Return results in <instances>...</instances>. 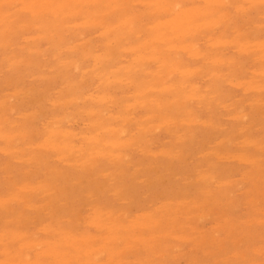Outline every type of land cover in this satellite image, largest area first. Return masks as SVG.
<instances>
[{
    "label": "rangeland",
    "instance_id": "rangeland-1",
    "mask_svg": "<svg viewBox=\"0 0 264 264\" xmlns=\"http://www.w3.org/2000/svg\"><path fill=\"white\" fill-rule=\"evenodd\" d=\"M14 1H16V3L13 2L12 0H8V1L7 0H0V6L4 4L3 7L1 6L2 8L0 7V12H1L0 13V19H1V17H3L2 18L3 20L5 19V23L2 22L3 21L2 19L0 20L2 22V23L0 22V24H1L0 25L1 26V28H0L1 29L0 30V40L2 39V41H0L1 42V47H0V67H1L0 68V101H2V103H3V104H1V102H0V106H1L0 107V119H1L0 120L1 121L0 122V129H2V130H0L1 131L0 132V147L2 148L0 150V197H1L0 198V217H1L0 218V230L2 231V229H4L3 232L0 233V246H1L0 247V255H1L0 256V263L2 261V264H6V263L7 264H20L21 261L26 259L21 264H28L27 262H29V260H30L29 264L30 263H32V264H40V263H42V261L39 262L37 260L38 259H40V260L42 259L43 260L42 264H45L46 262H47L46 264H52L55 261H56L55 264L56 263L57 264H63V263L64 264H68V262L66 263V261H70L71 257L75 254V256L72 257V260L70 262H72L74 259L77 258L78 263L75 260L74 263L72 262L73 264H86L88 262H89L88 264H93L94 261H95L96 264H106L107 263L106 261L108 259L112 260V258L114 257L112 255H115L114 252L119 250V251L116 252V253H118L116 255L118 256V258H119V256H121V257L118 259L117 256L115 255V258L117 260H119V262H117V260H115V258H113V262H110V260H109L107 264H110V263L120 264V261H122L121 264H128L126 262V260L127 261L130 260L129 264H131V263L133 264L134 261L135 262L136 261L139 262V263L138 262H136V263L134 262V264H137V263L140 264V261H142L141 264L142 263L143 264H147V262H149L151 258L153 259V261H150V264L151 263H153V264H155V263L158 264L159 263L160 264V262H161V264H164V263L165 264H264V248H263L264 247V211H263L264 210V191H263L264 190V151L261 150L262 148L264 149V146H263L264 145V111H263L264 110V106L262 107V105L264 104V87H263V85H264V75L262 76V74L264 73L263 72L264 71V69H263V65H264L263 64L264 63L263 62L264 61L263 60L264 59V46H262V45H264V43L261 42V41L264 42V26H262V25H264V0H261V2L259 0L257 3H256V0L255 1H253V0H244V1H242L241 0V2H240V0H235L234 2H233V0H224V2L218 3L220 0H217V1H215V4H214L213 0H206V1L205 0H201V1L200 0H190V1L189 0H182V1L181 0H170V2H172L170 4L171 6L174 5V4L176 5V7L182 6V7L179 8L180 12H179L178 8L175 9L176 11L174 10V8H175L174 6L175 5L172 6V8H170L171 6L167 4V3H170L169 0H167L168 2H166L165 0L164 1L161 0L162 2L160 0H150V2L152 1V3H150L149 0H145V3H142V2H144V0H141L142 2L140 0H137V3H136V0H129V2H128V0H125L127 2H124V0H119V2H121V1L124 2L123 6L117 0H115V1H117L116 2L117 4L114 3L115 2L114 0H112V1H114L113 3L115 5H118L119 7L118 6L115 7L114 4L111 3L112 1H110V0H102L100 5L97 4L98 1H100V0H98V1L97 0H90V1L89 0H84V2H83V0H80V1L79 0H75V1H72V0H70V1L61 0V2L59 0H55L56 1L55 3H54V0H44V1L41 0V2H39L40 0H30L29 2L27 0H25L26 2H24V0L23 1L22 0H18V1L14 0ZM31 1H34V2L31 3ZM35 1L38 2V3L36 4ZM77 1H79L80 3L77 2ZM192 1H194V2L192 3ZM211 1H213V2L211 3ZM236 1H238V3ZM245 1H247V2H245ZM252 1L255 2V3L251 4ZM68 2L73 3V4L70 3V5H72V6H70L68 4ZM74 2L76 3V6H75ZM146 2L148 4H146ZM174 2H176V3H174ZM182 2L185 3V4H183ZM206 2L208 4H206ZM11 3H12V5H10ZM43 3H45L47 5H45ZM77 3H79V5ZM82 3H84L85 5L83 4V6H82ZM92 3H93V5H92ZM95 3L97 5H95ZM162 3H164V6H162ZM180 3H181V5H179ZM232 3H234V4L232 5ZM239 3H243V4H239ZM259 3L262 4V5L259 6L260 9H258V6H257V5H259ZM25 5H28V6L26 7ZM37 5H38V9H37ZM91 5L92 6L95 5V6L92 7ZM98 5L100 7L101 6L102 7L100 8ZM103 5H105V6H103ZM131 5H133V6H131ZM158 5L159 6L161 5V6L159 7ZM205 5H207L208 7L211 5L209 8L210 9L213 8L215 11H213V9L210 10V11L205 10V9H207V7L206 8L204 7ZM213 5L214 6L216 5V6L214 7ZM251 5H252V10H251ZM10 6H12L14 8L12 9V7H10ZM21 6H23V7H21ZM45 6H48L49 8L51 7V9L48 10V7H46L47 9L44 8ZM87 6H88V9H87ZM165 6L168 9L170 8V11H171V9L173 10V11L170 12V14H171L170 16H169V13H167V12H169V10L163 8ZM34 7H36V8H34ZM70 7L73 8L72 9L73 10V14H71L69 12V11H72ZM77 7H79V8H77ZM98 7H99V9H98ZM112 7H113V9H111ZM129 7L131 8L130 10H129ZM192 7H198L199 9L198 8H195V9L193 8L192 9ZM249 7H250V9H248ZM28 8L30 10H27ZM118 8H120V9H118ZM136 8H137V10H136ZM202 8H203V10L206 11L205 13H204V11L202 12ZM209 8H208V10H209ZM215 8H217V9H215ZM33 9H37V10H33ZM44 9H46L48 11H45ZM90 9L91 10L93 9V10L91 11ZM94 9H96L97 12H96V10L94 11ZM101 9H103V10L101 11ZM110 9L112 10V12H113V10H115V11L112 13ZM144 9H146V10L144 11ZM159 9H161V10H159ZM18 10H20V12ZM42 10L45 13V16H44V13H43V15H40L42 13L41 12ZM51 10H52V12H51ZM121 10H122V13L120 14ZM152 10H155V11L152 12ZM193 10H196V11L192 12ZM3 11H5V12L7 11L6 13H8L10 15L5 14ZM10 11H12V13ZM13 11H17V12H14V14L16 13L15 15L13 14ZM56 11H58V12H56ZM100 11H101V13L103 15L102 14L100 15ZM105 11L106 12L108 11L107 14L104 13ZM109 11L111 12V14L109 13ZM177 11L179 13L185 15L183 18L180 19V20L183 21V23H182V21L179 20L178 16L180 14H177L178 13ZM183 11H184V13H183ZM48 12H49V14H48ZM86 12L89 15L88 17L86 15L87 14ZM155 12L156 13H160V14H156ZM165 12L168 15H165ZM196 12H199V13H197V15H196ZM208 12H209L210 15H211L210 12H212V15L214 16V18L212 16L208 15ZM21 13H22V16L20 15ZM53 13H55V14H53ZM66 13H68V14L66 15ZM78 13H79V15H78ZM91 13H92V16H93L94 19L91 18L92 17V16H90ZM97 13L99 15H97V17H96ZM175 13H176V15H175ZM193 13H195V14H193ZM202 13H203V15H201ZM1 14H3V16H1ZM29 14H31V15L29 16ZM104 14H106L107 16L105 15V17H104ZM141 14L143 15V17H142ZM153 14H154V16H153ZM161 14H163V15H161ZM214 14H217V15H214ZM220 14H222V15H220ZM223 14L228 15V16L222 17V16H224ZM243 14H244V16H243ZM53 15H54V17H53ZM83 15H86V17H84V18L81 17ZM151 15H152V17H151ZM200 15H201V17H200ZM205 15L209 19H207L206 17H203ZM236 15H239V17L236 16ZM7 16H8V18H7ZM19 16H20V21L18 22ZM62 16L65 17L64 18V22L62 20L63 19ZM172 16H174V17L171 18ZM175 16H177V18H175ZM220 16H221V19L223 18V22H222V20L220 18H218ZM15 17L17 19H15ZM31 17L33 18V20L31 19ZM35 17H37V18H35ZM44 17L46 19L48 18V20H46L48 22V27H47V23L45 21H44L45 23L43 22V20L45 19ZM66 17H68V18H66ZM108 17H110V18H108ZM135 17H138V18H135ZM202 17H203V20L201 19ZM230 17H231V20H233V21L230 20ZM247 17L249 18V20H248ZM77 18H79V19H77ZM89 18L92 19V20H90ZM184 18H186V20H183ZM197 18H198V22L196 23L195 20ZM227 18L230 21L227 20ZM252 18H253V20H252ZM30 19L32 20V22H36V23H31ZM35 19L36 20L39 19V20L36 21ZM59 19H61L62 21L59 20ZM67 19H70L72 21L69 20V22H66ZM205 19H207V20H205ZM87 20H89L91 23H95V22L96 23L95 24H91L88 21L89 25L86 26V24H88ZM99 20L101 22H99ZM120 20H122V22L124 21L121 26L119 24L121 22ZM126 20H130V22L128 21L129 22L128 23ZM209 20L215 25L212 24L210 26V23L208 25V21ZM60 21H61V23L63 22L64 24L63 23H62L63 25L60 24ZM164 21H167L166 23H168V24H165ZM173 21H174V23H173ZM178 21H180L182 24L181 23L179 24ZM193 21L195 23H192ZM204 21L205 22L207 21V23L203 25V23H205ZM6 22H9V23L7 24ZM49 22L51 24L52 23H54V24H52V26H51V24ZM159 22H160L161 26L159 25ZM161 22H162V24H164L163 26H162ZM252 22L253 23L255 22V23L252 24ZM10 23L12 24V26L10 25ZM187 23H188V25H187ZM19 24H21V25H19ZM116 24H117V26H116ZM132 24H133V26H132ZM172 24H174L175 26L178 25V27L175 28V26H173ZM193 24H195V25H193ZM8 25H9V27H8ZM57 25H59V26H57ZM102 25H103V28H102ZM124 25H125V27H127V30H126V28H124V29L122 28V26H124ZM154 25H155V27H153ZM171 25H172L171 28H175V29H173V30L171 29V31H170L169 30L170 28H168V27H170ZM237 25H238V27H237ZM260 25H261V28L259 27ZM3 26H5V27L2 29ZM15 26L17 28H14ZM19 26H20V29H18ZM83 26H85V27H83ZM128 26H130V28H133L134 26H136V27H134L136 29H130ZM150 26H151V28H150ZM58 27H59V29H57ZM61 27L63 29H60ZM66 27L69 28V29H66L67 31L64 30V28H66ZM89 27L91 28V30L89 29ZM118 27L120 29L122 28V30H126V31L120 32V29H118L119 33H117L116 31H117ZM148 27H149V29H148ZM157 27H159L158 30H157ZM162 27H165V29L162 28ZM212 27H213L214 30H212ZM12 28H14V30ZM22 28H23V30H22ZM84 28H86V29H84ZM87 28H88V30H87ZM240 28H242V29H240ZM29 29H31L32 31L29 30ZM43 29H44V33H43ZM46 29H48V30H46ZM128 29L130 31H128ZM188 29H190L191 31H189ZM20 30H22L21 33H20ZM55 30H58V31H55ZM131 30L133 31L132 34H131V32H132ZM145 30L146 31L148 30L147 31L148 33ZM156 30L158 32H155L156 33L155 34L154 31H156ZM168 30H169L170 33L168 32ZM182 30H183V32H182ZM97 31H99V32H97ZM103 31H104L105 34H103ZM105 31H107V32H105ZM112 31H114V32H112ZM127 31L130 32V33H128ZM138 31H140V33ZM175 31L179 32L178 35H176L177 32H175ZM239 31H240V35H238ZM4 32H6L5 33L6 35L3 34ZM62 32H64V33H62ZM78 32H79V34H78ZM108 32H109V34H106ZM142 32H143V34H142ZM167 32H168V34H167ZM173 32H175L176 34L173 33ZM180 32H181V34H180ZM198 32L199 33L201 32V33L199 34ZM40 33H42V35ZM100 33L102 35L101 37H100ZM113 33H115V34H113ZM120 33H122V35ZM165 33L168 36L169 35L170 36L174 35V36L168 37ZM192 33H195V34L192 35ZM241 33H242V35H241ZM13 34L16 35V36H14ZM43 34H45V35H43ZM57 34L58 35L63 34V36H61L62 38L61 37L57 38L58 37ZM153 34L155 35V37L152 39ZM188 34L193 36V37H191V36L188 37ZM222 34H223L224 37L221 36ZM10 35H13V36H10ZM37 35H39V36L41 35V36L38 37ZM148 35H151V37H149ZM163 35H165L166 37H164ZM219 35L221 36V38H220ZM3 36H7L8 38L6 37L5 38L6 40H5ZM138 36H140V37H138ZM237 36H240V37L242 36V37L238 38ZM30 37H34V38L31 39ZM43 37H45V39H49V40H45V39H43ZM81 37L83 39H81ZM174 37L176 38V41H175ZM178 37L180 38V40L177 39ZM209 37H211V38H209ZM217 37H219L220 41L221 42L223 41V42L221 43ZM254 37H255L256 40L253 39ZM22 38L24 40L26 38V41H24ZM27 38H29V40H27ZM120 38H121V40H120ZM59 39L60 40L62 39V40L60 42H58ZM108 39H110V40H108ZM122 39H123V41H122ZM139 39H140V41H139ZM149 39H150V41H148ZM239 39H240V41H239ZM257 39H259V41ZM21 40H23V41H21ZM39 40H40V42H39ZM86 40L90 41V43L88 41L85 42ZM107 40H108V42H107ZM185 40L189 44L184 42ZM33 41H34V43L36 42V44H33ZM55 41H57L59 44L58 43L56 44ZM137 41H139L140 43L137 42ZM174 41H175L176 44L174 43ZM212 41H213V44H212ZM234 41H236V42H234ZM76 42L79 43V46H78V44H76L77 47L74 48V46H76L75 45ZM101 42H103V43H101ZM114 42H115V44H114ZM154 42H155V44H154ZM157 42H159L158 43L159 47L157 46ZM160 42H161L162 45H160ZM260 42H261V44H260ZM39 43H41V46H40ZM117 43L119 44L120 47L117 46L118 45ZM141 43H143V44L145 43V45H143ZM173 43L175 45H177L179 47V49H177V46L172 45ZM252 43H254V45ZM3 44H5V45L9 44L10 46L6 45L7 47L8 46L9 47L8 48L5 47V48H7V49H5L4 48L5 45H3ZM61 44H63V45H61ZM73 44H74V46H73ZM82 44H83V46L86 44L87 47L86 46H84V48L82 47L83 51L81 52L80 50H82V48H78V47H81ZM152 44H153V46H152ZM191 44L193 45L192 48L195 47L194 48L195 50H193L191 47L189 48V46ZM209 44H210V46H209ZM244 44L245 45L247 44V45L245 47H243L242 45H244ZM104 45H105V47L108 46V45H111L113 47L110 49V46H109V47H106V49H105ZM141 45L144 46V49H141V48H143V47H141ZM181 45H182L183 48L180 47ZM211 45H213V46H211ZM256 45H257V47H256ZM13 46H15V48ZM29 46H32V48L30 49ZM35 46H37V47H35ZM89 46H91V47H89ZM196 46L199 47V48H197ZM219 46H221V48ZM249 46H251V47L249 48ZM252 46H254V47H252ZM22 47L23 48H27L28 51H27V49L25 50ZM51 47H52V49H51ZM85 47H86V49H85ZM134 47H135V49H134ZM136 47H139L137 50L141 49V50H139L140 52L136 50ZM154 47H156V48H154ZM164 47H166V49ZM238 47H239V49L241 48V51L238 49ZM66 48H68L67 51H66ZM71 48H74V49L69 50ZM116 48H117L118 52L115 53ZM123 48L125 49L124 51H123ZM129 48H132V49H129ZM184 48H185V50L186 49L187 50L184 51ZM216 48L218 50L219 49L220 50L218 51ZM254 48H257V49L255 50ZM258 48L261 49V50H258ZM45 49H46L47 52H45ZM109 49H110V51L112 50L113 55H112V53L110 51H108ZM126 49H128V50H126ZM153 49H157V51L153 50ZM245 49L248 50V51H246ZM37 50H38V52H37ZM42 50H44V51H42ZM88 50H90V52H88ZM181 50H183V51H181ZM235 50H237V51H235ZM69 51L70 52L72 51V53H70ZM93 51H95V52L93 53ZM130 51H132V52H130ZM134 51H136V53ZM161 51H162V54H160ZM178 51H179V55H178ZM188 51L189 52L191 51L192 53L191 52L189 53ZM256 51L259 52V53L257 52L258 56H257V54H255ZM33 52H35V53H33ZM53 52H54V56L55 57L53 56ZM86 52H87V54H85ZM154 52L156 54L158 53V56L161 58L160 59L161 63L167 62V64L164 63V64H160L159 65L160 61L157 62L159 60V57H156L157 55ZM173 52H176V53H173ZM206 52H208V55H209V53H211V54L208 56ZM242 52H244V53H242ZM261 52H263V53H261ZM20 53H21V55H20ZM139 53H141V54H139ZM180 53L184 54V55H181ZM193 53H195L196 55L199 53L198 55L199 56L201 55V56L197 58L196 55H194ZM45 54H46V56H45ZM71 54H73L74 56H72ZM91 54H93L95 57H93ZM104 54L109 55V56H106ZM219 54L220 55L222 54V55L220 56ZM251 54H252V56H251ZM18 55H20V56H18ZM40 55H42V58H41ZM88 55H90V56H88ZM96 55H99V56H97V58H96ZM146 55H147V58L149 57V62H148V60L146 58ZM215 55H218L217 57L220 59L221 62L223 61V64L220 61H218L219 59H217L215 57ZM259 55H262L263 57L262 56L261 57L263 59H260ZM6 56H8V59L10 60V61L8 60V62L9 63L13 62L12 64H15V65H13L11 67V64L7 63V61H6V59H7ZM101 56L104 57V58L106 57V60L108 59L107 57H111V56H114V57H111L110 59L107 60L109 62H106V61H104L105 60L104 58L103 59L100 58ZM138 56H140V57L143 56L144 58L143 57L139 58ZM172 56H174V57H172ZM193 56L195 58H192ZM210 56H211V58H210ZM12 57H14L15 59L14 58L12 59ZM71 57L73 59L78 60V61L75 62V60H73ZM83 57H84V62H83ZM213 57H214V60H213ZM258 57H259V59H257ZM90 58H93V60H91ZM138 58L141 60L140 61L141 63L138 62V60H139ZM169 58H173V59L175 58L174 60L171 59L172 60L171 62L173 64H169L168 63ZM229 58H231V59H229ZM20 59H22V60H20ZM23 59H24V61H23ZM54 59H57V61L56 60L54 61ZM98 59H100V61L101 60L102 61L100 62ZM224 59H226L227 61L224 60ZM85 60H86V62H85ZM95 60H97L98 62L95 61ZM146 60H147V62H144ZM154 60L155 61L157 60V61L155 62ZM211 60H213V61H211ZM237 60H239V61H237ZM40 61H42L41 64L39 63ZM72 61L77 66L80 65V64L81 65L83 64L82 67H81V65L79 66V68L77 67V69H79V71H77V69L74 68L76 66H74V63ZM135 61H137V63H135ZM152 61L154 62L153 64H152ZM206 61L208 63H206ZM228 61H229V63H228ZM22 62H25V63H22ZM26 62L29 63V64L27 63L28 65H30V63H32V64L30 66L23 65V64H26ZM65 62L68 64L67 67L65 66V64H66ZM102 62H103V66L101 67ZM114 62H116V63L114 64ZM150 62H151V64H150ZM176 62L179 63L180 65L177 64ZM212 62H214L215 65ZM219 62H220V64L223 65L222 67H221V65H219ZM225 62H226V64H225ZM1 63H2V65H1ZM19 63H21L22 65H19ZM35 63H37L38 65L35 66ZM43 63L44 64L46 63V64L42 65ZM63 63H65V64L63 65ZM235 63H236V65H235ZM94 64H95V67H94ZM137 64H139V65L137 66ZM5 65H6V67H5ZM46 65H49V66H46ZM113 65H115V67ZM131 65H133L135 68H133V66H131ZM171 65H173V66H175V65L178 66L179 65V68L175 66L176 69L178 68V70L174 69L175 67L174 68L170 67L171 70L173 69L177 73L170 72L171 70L169 68H167V67L171 66ZM8 66H10V67H8ZM57 66L60 67V68H57ZM124 66H125V68H124ZM230 66L231 67L233 66V67L231 68ZM261 66H262L263 70L261 69ZM42 67H43V69H42ZM69 67H71V70H74L75 72L71 71ZM143 67H145V68H143ZM146 67H147L148 71H147ZM217 67H219L220 69L217 68ZM8 68L11 69V70L9 71ZM95 68H97V69H95ZM121 68H123L124 70L121 69ZM137 68L138 69L143 68V69L138 70V72H140V74L137 72ZM58 69H59V71H61L60 73H59ZM66 69H69L67 71V73L68 72H71V73H68V75H66L67 74V73H65ZM167 69H168L169 72L167 71ZM185 69L186 70L188 69L187 71H189L188 72V76H186L187 73H186ZM241 69H242V71H241ZM108 70H111L109 72H113V73H110L113 78L111 77L110 74H108V75L105 74V73H109V72H107ZM132 70H133V72H132ZM134 70H136V71H134ZM144 70H145V72H144ZM163 70H164V72H163ZM181 70H185V71L181 72ZM190 70H193V71L190 73ZM214 70H216V72ZM27 71H29V72H27ZM114 71L119 72V75L117 74V72H116V74H114L115 73ZM198 71L200 72V74L196 73ZM251 71H253L255 73H251ZM98 72H99L98 75H100L102 73L101 76L102 75L103 76L102 77L101 76L100 77L97 76ZM147 72H149V74ZM153 72L154 73L156 72L157 75L155 74V76H154ZM180 72L182 73L183 76L180 74ZM240 72L242 73L241 75H240ZM40 73H42V76H40ZM62 73H63V75H65V77L68 76L71 79L72 78L73 79L71 80L68 77L67 78L64 77L65 78L64 79L62 77ZM120 73H121V75L123 77H121ZM130 73H131V75H130ZM193 73H196V74L192 75ZM213 73H215V74H213ZM230 73H231V75H229ZM144 74H146V75H144ZM159 74H160V76H159ZM168 74L169 75L172 74V75H170V77H169V76H167ZM177 74H179L180 76L177 75ZM221 74L222 75L226 74V75H224L225 78L223 76H220ZM93 75H94V78L92 77ZM163 75H165V76H163ZM254 75L255 76L257 75L256 76L257 78H253ZM38 76H40L39 79L36 78ZM56 76H57V78H56ZM135 76H138L139 79H137L138 77H135ZM141 76H144V77H141ZM147 76H148V78H147ZM215 76L219 80L218 79L216 80ZM59 77H61L62 80L64 79V82L66 84L64 82H62L61 79H60V81H61L60 82L59 81ZM124 77H126V78H124ZM127 77H130V78H127ZM156 77H157L158 80L156 79ZM183 77H184V79L182 80ZM188 77H190V78H188ZM48 78H50V79H48ZM84 78H85V80L83 81ZM90 78L92 80H90ZM132 78H134V82L130 81V79H132ZM223 78H224V80H223ZM235 78H237V80ZM51 79H52V81H51ZM124 79L126 81L128 80V82H126V84L124 82L125 81ZM153 79H156V82L153 81ZM252 79H254V80H252ZM19 80H20V82H19ZM74 80H75V82H74ZM86 80H87V82H85ZM107 80H109V81H107ZM111 80H112V82H111ZM113 80L115 82L114 84H113ZM149 80H151V81H149ZM165 80H167V81H165ZM234 80H236L237 82L234 81ZM239 80H240L241 83L238 82ZM243 80H245L246 82L249 81L250 83L252 82L251 84L248 83V85L250 84L253 87L255 85L256 88L255 87L252 88L250 85H249V87H247V83L245 82V85H244V83L242 82ZM93 81H95V82H93ZM122 81H123V84H122ZM147 81L149 83H151V85L149 83H147ZM161 81L163 82V85L159 84V82L162 83ZM9 82H10V84H9ZM119 82L121 84V88H119L120 87L119 84L116 85V83H119ZM130 82H131V84H129ZM176 82H177V84H176ZM228 82H230V83H228ZM233 82L236 83V84H234ZM254 82H257L256 84L258 85V88H262V89L261 90L258 89L256 84H254ZM29 83H30V85H28ZM68 83H70V85ZM91 83H92V85H91ZM132 83H133V85H132ZM134 83L136 85H134ZM146 83L149 84L150 86L147 85ZM188 83H190L191 85H189ZM238 83L241 86L238 87V85H237ZM258 83H260V85ZM261 83H263V84L261 85ZM47 84H49V85H47ZM77 84H79V85H77ZM156 84L159 87L156 88V86H157ZM242 84H243V86H242ZM67 85H68V87L69 86L72 87V88L69 87L71 89L70 91L68 90L69 88L67 87ZM165 86H167V87H165ZM169 86H171V88ZM173 86H175V87H173ZM181 86H183V87H181ZM192 86L194 87V89L192 88ZM197 86H199V89H198ZM234 86H236V87H234ZM244 86H246V87H244ZM74 87L76 89H74ZM147 87L148 88L151 87V88L147 89ZM163 87H165L166 90L163 89ZM250 87L252 88V90H251ZM141 88L144 89V90L142 91ZM152 88H154L156 90L152 91ZM248 88H250V89L248 90ZM50 89H52V91H50ZM77 89H78V91H76ZM80 89H81V91H79ZM145 89H146V93L147 92H150V93H147V94L144 93ZM189 89H190V91H189ZM256 89H258L259 91L256 90ZM19 90H21V91H19ZM35 90H36V92H35ZM44 90L45 91L48 90V92H44ZM163 90H164L165 94L163 93ZM168 90H169V93L167 92ZM191 90H193V91H191ZM212 90H214V91H212ZM250 90H251V92H250ZM17 91H19L20 94H18ZM29 91H30V94H29ZM31 91H33L32 92L33 95L31 93ZM67 91L69 92V94H68ZM154 91H156V92H154ZM260 91H262V92H260ZM106 92H107V94H106ZM192 92H195V93L193 94ZM190 93L193 94V96H191ZM196 93H197V95H195ZM205 93H206V95H205ZM26 94L27 95L29 94V95L27 96ZM134 94H135L136 97L135 96H130V95H134ZM150 94H151V96H150ZM180 94H182V95H180ZM198 94H200L201 96H199ZM72 95H73V97H72ZM89 95H92V96H89ZM142 95H144V96H142ZM185 95H190L191 97L189 98V96H187V98H186ZM84 96H85V98H84ZM102 96H104V99H103ZM141 96H142V98L140 99ZM145 96H146V98L143 99V97H145ZM197 96H198V98H197ZM59 97H62V99L59 98ZM75 97H77V98L80 97V98L74 99ZM105 97H106V99H105ZM134 97L136 99H139V100L136 101V99ZM202 97H204V98L202 99ZM101 98L103 99L102 101H101ZM115 98H116V100H115ZM149 98L151 100H149ZM178 98H179V100H178ZM227 98H228V100H227ZM238 98H240V99H238ZM127 99H129V100H127ZM161 99L163 100V102L161 101ZM183 99H185V101ZM242 99H245V100H242ZM5 100H7L8 102L5 101ZM42 100H44L45 103ZM104 100H106V101H104ZM142 100L145 101V104H144V102ZM172 100H174L176 102H174ZM177 100H178V104H176V106H180L181 104L182 105H181L180 108L178 107L179 110L176 111V108L174 109V106H175L174 104L177 103ZM54 101H56L55 103H57V104H55V103L51 104V102H54ZM77 101H78L79 104L76 103ZM99 101L102 102L101 106L99 104L100 107L97 106L98 103H100ZM125 101H126V103H124ZM158 101L162 102L163 105L166 102L167 103L170 102L172 104L168 103L169 107H167L168 106L167 103L165 104V105H167L165 107L162 105V103L161 104L159 103V105H155V103L158 104ZM180 101H181V103H180ZM182 101L185 102L186 105L184 103H182ZM211 101H213V103ZM36 102H38V103L36 104ZM188 102H189V104H188ZM233 102H234V104H233ZM242 102H244V103H242ZM250 102H251V104H250ZM254 102H256V104ZM6 103H8V104H6ZM216 103L218 105H220V106L217 107ZM221 103H222V105H221ZM257 103H258V105H257ZM261 103H263V104H261ZM149 104H151V105H149ZM225 104L226 105L228 104L227 107L224 106ZM63 105H67V108H66V106H63ZM71 105H72V107H71ZM132 105H134V106H132ZM139 105H140V107H139ZM172 105H174V106L172 107ZM215 105H216V107H215ZM5 106H6V108L8 106V109H6ZM96 106H97V108H96ZM142 106H144V107H142ZM148 106H150V107H148ZM160 106L163 107L164 109L163 108L161 109ZM213 106L215 107V109H214ZM136 107L137 108L139 107V109H137ZM159 107H160L161 111L159 110ZM170 107H172V108H170ZM260 107H261V110L259 109ZM104 108H105V110H104ZM124 108L128 111L127 114H125L126 110L124 111L123 110ZM154 108L155 109L157 108V110H155ZM3 109H4V111H3ZM92 109H93V111H92L93 113L91 112ZM98 109H99V111H98ZM134 109H135V112H134ZM152 109H154L155 112ZM167 109H169V110H167ZM226 109H228V110H226ZM241 109L244 110V111H242ZM77 110L78 111L82 110L84 112L80 111V114H79V112ZM101 110H102V112L99 113V114L104 116V117L102 116V118L100 117L101 115L98 114V112H100ZM240 110H241V112H240ZM60 111H62V112H60ZM173 111H175V112H173ZM187 111L188 112L190 111L189 115H188V113L186 114ZM33 112H35L36 114H34ZM47 112H48V114H47ZM105 112H106V114H105ZM176 112H179V114L178 113L176 114ZM55 113H57L59 115V117ZM91 113H92V115H91ZM152 114H153V116H152ZM22 115H25L26 117L22 116ZM35 115H36V117H35ZM96 115H99V116L96 117ZM130 115L132 116V118H131ZM154 115H156V118H155ZM160 115L162 117L164 116V118H162ZM28 116H29V118H27ZM32 116H33V118L35 117L33 120H32ZM118 116H119L120 119H118ZM147 116H149V118ZM169 116H170L171 119H167ZM188 116H190V118ZM234 116H235V119H233ZM242 116H243V118H242ZM114 117L116 118V120H115ZM121 117H123V118H121ZM140 117H141V119H140ZM194 117H196V118H194ZM6 118H8V119H6ZM66 118L67 119L71 118V119H69L71 121L67 120ZM125 118H126V121H125ZM160 118H162V119H160ZM187 118H189V119L187 120ZM239 118H242V120L239 119ZM245 118H246V120H245ZM4 119H6L7 121L6 120L3 121ZM9 119H10V122L8 121ZM30 119H31V121H30ZM91 119H93V120H91ZM149 119H150V122H148ZM190 119H191V121H190ZM194 119H196V120H194ZM243 119H244V121H243ZM27 120H29V121H27ZM57 120H58V122H61V121L62 122L64 121V122L63 123L62 122L58 123ZM128 120H129V122H128ZM89 121H91V122H89ZM98 121L100 122V124H97ZM173 121L175 123H173ZM192 121H193V123H192ZM130 122H131V124H129ZM138 122H139V124H138ZM170 122H172V124ZM181 122H183V123H181ZM187 122H189V123H187ZM2 123H4V124H2ZM23 123L28 124L29 126L27 125V127H26V125L23 124ZM90 123H92V124L95 123L94 125H99V126L96 127V126H94V125H92ZM124 123H126L127 125L124 124ZM163 123H164V125H163ZM176 123L178 125H176ZM205 123H207V124H205ZM14 124H16V125H14ZM21 124H23L22 125L23 127L20 126ZM58 124L61 125V126H59ZM142 124H143V127L146 126L147 129H143ZM160 124L163 125V126H161ZM24 125H25L26 128L24 127ZM139 125H140V127L138 128L137 126H139ZM168 125H170V126H168ZM252 125L254 127H252ZM109 126H111L110 128L113 127L114 130H113V128L110 129ZM155 126H157V129L160 128V127H162L163 129L160 128V130L158 129V131H157ZM178 126H180V127H178ZM94 127H95V131H93ZM107 127L110 130H112L113 132L116 131L115 133H117V135H115V133H113L110 130L107 131L108 130ZM22 128H23V131H22ZM24 128L26 129L25 131H27V128H28V131H27L28 133L27 132L25 133ZM29 128H30V130H29ZM50 128L52 129V130H50V132L54 131L53 129L57 130V132H52V134H50V132H48ZM118 128H119V130H118ZM167 128L170 131L167 130ZM11 129H12L13 133L11 132ZM14 129H15V131L16 130L18 131L19 129H21V131L19 130L18 132H19V134L22 132L21 133L22 135H17L18 133H17V131L15 133ZM120 129L122 130V133H121ZM6 130L10 131L13 135L12 136H8V135H11V133L6 131ZM59 130H60V132H59ZM61 130H62V132H61ZM117 130L119 132H117ZM124 130H125V132H124ZM151 130H153V132ZM240 130H242L241 132H243V133H241ZM244 130H246V131H244ZM66 131H69V134L67 132V136H66ZM91 131H93V133ZM23 132L25 134H23ZM42 132H43V134H42ZM45 132L48 133V135L45 134ZM98 132H100V133H98ZM141 132L145 136L140 134ZM148 132L150 134H148ZM154 132H155V134L152 136V134ZM7 133H10V134H7ZM55 133H56V135L61 133L60 137H59V135H58V138L55 137L56 136ZM75 133H77V134H75ZM90 133H91V135H90ZM172 133H174V134H172ZM3 134H4L5 137L3 136ZM73 134H74V140H73V136H72ZM111 134H112V136H111ZM180 134H182V135H180ZM6 135H7V137H6ZM45 135H47V136H45ZM84 135H85V139H84ZM99 135H101V136H99ZM18 136L21 139H24L26 137L24 142L27 143V144L22 143L23 141L20 138H16ZM32 136H34V137H32ZM80 136H82L83 138L80 137ZM88 136H93V137L90 138ZM116 136H117V140H115ZM121 136H122V138H120ZM62 137L68 142H66L65 140H62ZM77 137H78V139H77ZM133 137H135V139H133ZM15 138L17 140L18 139L20 140V141H18L19 143H17V141H16L17 145L15 144V140H14ZM55 138H57V139H55ZM101 138L104 139L105 141H103ZM139 138H140V140H138ZM90 139H92V140H90ZM109 139L111 140V142L115 141L114 144H112L113 142L111 143L110 141H109L110 143L109 142L107 143L106 141H108ZM246 139H248V140H246ZM9 140H10V143H8ZM57 140L58 141L61 140L62 142L61 141H60L61 143L60 142H56ZM93 140H94V142L95 141L96 142L94 143ZM251 140H253V141H251ZM54 141H55V143H54ZM83 141H85V142H83ZM117 141H118V143L121 142L120 145L117 144ZM123 141H125V142H123ZM221 141H222V143H221ZM223 141L225 143H223ZM254 141H255V146H253ZM49 142L54 143V144L50 145ZM104 142L106 144H108V145H106ZM257 142H258V144H257ZM57 143H59L58 146H57ZM68 143H69V145L71 143L70 147L67 146ZM90 143L93 146L90 145ZM144 143H145L146 147H145ZM219 143H220V145H219ZM88 144L90 145L92 150H90V147L88 146ZM111 144L113 146L112 147L113 151L110 149L111 148ZM247 144H249V146H247ZM28 145L30 147H28ZM35 145H37V146L35 147ZM53 145H54V147H53ZM55 145H56V147H55ZM86 145L88 146L87 147L88 149L85 148ZM129 145H130V147H129ZM135 145H136V147H135ZM60 146H62V147H60ZM257 146L259 148H256ZM25 147H26V149H24ZM32 147H34V148H32ZM75 147H79V148L77 149ZM122 147H124V148H122ZM9 148H10V151H9ZM43 148L45 150H48V151H46V152L42 151L41 149H43ZM73 148H75V150ZM99 148L100 149L102 148L103 150L102 149L99 150ZM108 148L111 150V155H110V153H106ZM117 148H118L119 155H118V152H116ZM119 148H121L123 150H121V149L119 150ZM13 149H15V150H13ZM58 149H60V150H58ZM64 149H66V150L64 151ZM71 149H73V150H71ZM81 149H84V150H81ZM109 149H108V152L110 151ZM144 149H145V151H144ZM4 150H5V152H4ZM50 150H51V152H49ZM62 150H63V152H62ZM67 150L68 151L71 150V151L67 152ZM94 150H95V152H93ZM164 150H165L166 153L165 152L164 153L161 152V151H164ZM20 151H21V153H20ZM39 151H41L42 153L41 152L39 153ZM80 151H84V152H80ZM102 151H104L105 153L102 152ZM146 151H148V152H146ZM149 151H150V153H149ZM168 151H169V153H168ZM17 152L19 153V155L16 154ZM57 152H60V153L62 152V153L60 154V153H57ZM77 152L78 153L80 152V155L77 154ZM143 152H145V153H143ZM153 152H155V154ZM63 153H65L64 156H62ZM84 153H85V159L86 160L83 159L84 158L83 157ZM112 153H113V155H112ZM157 153H160V154H157ZM58 154H60L61 156H58ZM94 154H96L97 156L96 155L94 156ZM114 154H116V155H114ZM122 154H123V156H120ZM168 154H170V156ZM67 155H69V156H67ZM81 155H82V157H81ZM98 155H100V156H98ZM124 155H125V157H124ZM243 155H245V156H243ZM39 156L40 157L44 156V160H43L42 157L40 158ZM57 156H58V159H55V158H57ZM68 157H70L71 159L68 158ZM112 157L115 160H113ZM122 157H124L125 159L124 158L122 159ZM127 157H128V160H127ZM20 158L23 159V161H21ZM30 158H32V159L30 160ZM34 158H36V159H34ZM104 158H106V159H104ZM120 158L122 160L118 162V160H120ZM251 158H252V160H251ZM262 158H263V160H262ZM25 159H26V161L28 160L27 161L28 164L25 162ZM38 159L42 163H38L39 162ZM66 159H68V160H66ZM88 159H90L91 162H88V161H90ZM260 159H261V161H260ZM16 160H19V161H16ZM32 160L35 161L34 164L32 163L33 162ZM64 160H66L65 163H64ZM96 160L97 161L101 160V161L97 162ZM29 161H30V163H29ZM45 161H49V162H45ZM115 161H116L117 165L114 163ZM75 162H77V163H75ZM120 162H121V164H120ZM255 162L257 163L258 167L256 166ZM68 163H70V164H68ZM74 163H75V165H74ZM84 163H87L89 166L87 164H84ZM90 163L94 167L91 166ZM95 163L98 166H96ZM210 163L214 164L215 166L213 165V168H212V165H209ZM7 164H8L9 168H7ZM42 164H43V166H40ZM208 165L212 169H209ZM80 166H83L84 168L82 169V167H80ZM90 166L93 167L92 168L93 170L90 169ZM251 166H254V167H251ZM260 166H261L262 169L260 168ZM215 167H216V169H215ZM5 168H7V169H5ZM88 169L91 170L92 172L91 171L89 172ZM258 169H260V172L258 171ZM83 170H85V171H83ZM254 170L258 171V173H256V172L254 173ZM252 171H253V173H252ZM57 172H58V174H56ZM123 172H125V173H123ZM107 173H109V174H107ZM118 173L119 174L123 173V174L119 175ZM207 173H209L210 176L207 175ZM59 174H61V175H59ZM214 174L215 175L217 174L216 177H215ZM243 174H246V175H243ZM249 174H251V175H249ZM8 175H11V176H8ZM106 175L107 176L110 175V176L107 177ZM199 175H200V177H199ZM203 175H206V176L204 177ZM211 175L214 176V178ZM58 176H59V178H58ZM112 176H114V177H112ZM252 176H255V178H252ZM8 177H10V178L8 179ZM197 177H199V180H198ZM212 178H213L214 181L213 180L211 181ZM11 179H12V182L15 183V185L11 182ZM204 179H205V182L207 180L206 183L204 182ZM252 179H253L254 183L252 182ZM45 180L47 182L46 185L49 186L50 190H49V188L47 189L46 185H45L46 188L42 185V183L43 184L45 183ZM219 180L222 183H220ZM74 181H76V182H74ZM23 182H24V184H23ZM210 182L212 183L211 186L209 185ZM225 182H226V184H225ZM25 183H26V186H24ZM204 183L208 184L209 186L208 185H204ZM223 183H224L225 186L223 185ZM20 184L23 185L24 187L20 186ZM37 184H40V185H37ZM30 185H35V186H30ZM53 185L57 189L55 187H53ZM101 185H102V187H101ZM17 186L20 187V188L18 187V189H20V191H22V192H19V191L16 192L18 190L16 188ZM21 187H23V189ZM41 188L43 189V191H41L42 190ZM120 188H122V191L120 190ZM115 189L117 190L116 193H118L116 195L114 194L115 191H116ZM207 189L209 190L208 193L204 192ZM248 189H250V191ZM32 190L35 191L36 193L33 192ZM37 190H39L40 192L38 191L39 193H37ZM258 190H260V191L258 192ZM49 191H51V192H49ZM14 192H16V194ZM216 192H218V194H216ZM17 193H21L22 196L24 194L25 195L22 197L20 194L17 195ZM27 193H29V195ZM231 193H232V195H231ZM11 194H14V196H10ZM34 194H37V195H34ZM53 194L54 195L56 194V195L53 196ZM122 194H124L125 196L122 195ZM210 194L212 195L211 196L212 198L210 197ZM213 194H215V195H213ZM15 195H17V196H15ZM32 195H34V197ZM58 195L61 198H58L59 197ZM88 195H90V196H88ZM118 195H119V197H118ZM25 196L28 199V200L24 199V200L27 201V202L25 201L26 203L23 202L24 200L20 199V198H24ZM206 196L208 197V199H207ZM16 197H18V199H20V201ZM31 197H33V198L31 199ZM7 198L10 199V201H9L10 203L8 202L9 199H7ZM49 198H51L52 200L49 199ZM56 198H58V199H56ZM215 198H216V200H215ZM250 198H251V200H250ZM16 199H17V201L13 202V200H16ZM205 199H207V200L205 201ZM48 200H49V202H48ZM65 200H66V202H65L66 206H65V204L63 202ZM168 201L170 202V204H169ZM191 201H193V202H191ZM195 201H196V204L198 206L195 204ZM44 202L47 203V204H45ZM51 202H52V204L50 206L49 203H51ZM171 202H173V203H171ZM179 202L181 203V205H179L180 204ZM185 202H186V204H185ZM23 203H24V207H23ZM71 203H73V204H71ZM208 203L209 204L212 203V204L209 205ZM1 204H2V206H1ZM9 204H11V205H9ZM27 204H29V205H27ZM40 204L43 205V206H41ZM161 204H163V205H161ZM187 204L189 205V208H191V210L188 209V206L185 207V205H187ZM192 204H194V205H192ZM255 204H257V205H255ZM56 205L58 207H56ZM93 205L96 206L97 211H98V208H100L102 205H104L103 206L104 210L101 209L102 208L101 207L99 209V211H102V212L99 213V211L97 212L96 209H95V206H93ZM206 205H208V207ZM37 206H38V208H37ZM46 206L48 208L45 209ZM172 206H173V209H172ZM180 206L181 207L183 206V207L178 210V208H180ZM215 206H216V208L214 210ZM164 207H165V209L162 210L161 208H164ZM168 207H170V208H168ZM197 207H199V209ZM24 208H26V209H24ZM32 208H35V209H32ZM36 208H37V210H36ZM105 208L107 210L110 209L111 211L112 210H114V211H112V212L110 210L107 211V210H105ZM155 208H160L161 211H160V209H158L159 211H156ZM183 208H184V210L188 209V211L185 212L186 210L185 211L182 210ZM210 208H212L213 210H211ZM55 210H56L57 213L55 212ZM175 210L177 211V213H176ZM189 210L191 211V213H189ZM52 211H53V214H52ZM93 211L97 212L96 214L98 215V217H99V215L103 214L102 216H100L101 219L100 218L98 219V217L96 215H93L94 214ZM105 211H107V212L105 213ZM162 211H164V213ZM165 211L166 212L169 211V213H166ZM181 211H183V212L181 213ZM262 211H263V213H262ZM20 212L21 213L23 212L24 214L22 213V215H18V214H21ZM88 212H90L91 214H89ZM110 212L111 213L114 212V214H111V216H110V214H109ZM171 212L173 213L172 215L177 216V218H174V216H172L170 214ZM104 213L106 215H108V216H104L105 215ZM201 213L202 214L204 213V214L202 215ZM208 213H209V215H211L210 217H209ZM180 214H184V215H180ZM147 215H150L153 219H155L156 217L160 218L161 216H164V217H161L162 219H158V221H157V218H156L155 222L152 219L153 220V222H152L150 219H148L149 217ZM198 215L200 217L202 215V218L200 219ZM204 215H205V217H204ZM19 216H20V218H19ZM140 216L143 217V220H144L145 223L143 222L142 219H140L141 218ZM254 216L257 217V218H260V219H257ZM11 217L15 218V219L17 218L16 220H18V221L17 222H13V221H16V220L15 219L12 220ZM104 217H105V219H107V220L109 219L111 221L113 219V221H112L113 224L110 225L112 222L109 223L110 221L108 220L107 223H109L108 224L109 226L106 227L107 223L104 224L106 222V221L104 222V220H105ZM135 217H137V218H135ZM138 217L141 220L140 222L138 220ZM179 217H182V218L179 219ZM25 218H27V219H25ZM94 218H95V223H97L99 225L93 224L94 223L93 222ZM124 218H126V219H124ZM146 218L149 221H147ZM169 218H170V222L169 223L171 224V226H168L170 224L166 223V222L169 221L168 220ZM226 218H228V219H226ZM253 218L255 219V221H253L254 220ZM6 219H8V220H6ZM10 219H11V221H9ZM20 219H23V220H20ZM28 219H30V220L28 221ZM173 219H176V222H174L175 220L172 221ZM58 220H61V221H58ZM96 220H100V221L102 220V223L100 221H96ZM118 220H119V222H117ZM159 220L160 221L164 220V221L160 222ZM19 221H20V224L18 223ZM51 221H53V222H51ZM88 221L89 222L92 221V223H90L91 225L88 224L89 223ZM180 221H181V223H180ZM24 222H26L25 225L26 224L28 225V226L26 225L27 227L24 225ZM59 222L60 223L63 222V223H61V224H63V226L60 225ZM74 222L76 223V225H75ZM132 222H134V223H132ZM148 222H150V223H148ZM245 222H246V224H245ZM46 223H48V224H46ZM128 223H132L133 227L131 226V224H128ZM147 223H148V225H147ZM151 223L152 224L155 223V225H158V224L160 225V223H161V226H162V224L164 225V226H162L163 229L160 228V231H158L159 230V226H156L157 228H154L155 225L153 226ZM173 223H174V225H173ZM44 224H45V226L47 225L46 226L47 228L44 227ZM135 224H137V225H135ZM224 224H226L225 225L226 227L223 228ZM59 225H60V227L58 228ZM103 225H105V226H103ZM118 225L119 226L122 225V227H124V226H126V227H125V229L123 228V231H122L121 227L118 228ZM127 225L130 226V227L128 228ZM182 225H183V227H182ZM218 225H222V228L220 226V229H219ZM11 226H12V230H10ZM51 226H53L54 228L56 227L57 229H60V230L56 231L57 229L56 228L54 229ZM101 226H103V228H102L103 231L101 230ZM114 226H115V228L117 227L116 230H115V228H113ZM150 226H153L155 232H153V229ZM228 226H232V227L230 228ZM48 227L50 229H48ZM62 227L64 228V230H63ZM65 227H66V229H65ZM89 227H90V230H89ZM166 227H167V229H166ZM175 227H176V229H179V230H176ZM16 228H18L17 230L21 231L22 233L25 232V234L24 233L23 234L19 233V231H15L14 229H16ZM42 228H43V232L44 233L42 232ZM107 228L109 229V231L110 230L111 231L108 232ZM131 228H132V230H131ZM148 228L149 229L151 228L152 232H151V229L148 231ZM172 228H174V230L170 231V229H172ZM8 229H9V231H8V234H7V230ZM37 229H38V232L36 233ZM61 229H62L63 233H64L65 230H67L64 233L65 235H66V232H67V234L70 232V235L69 234H68V236H65L64 234L62 235V232H60ZM98 229H99V231H98ZM126 229H128V231L131 230L130 231L131 233L126 232ZM182 229H184L185 231L184 230L182 231ZM39 230H41V231H39ZM50 230H51V232H54L56 234V236H55L54 233H50ZM68 230H71L72 232L68 231ZM86 230L90 232L89 235H88ZM137 230H139V231H137ZM165 230H168V231H165ZM175 230H176V232H174ZM229 230H230L231 233L229 232V235H228V231ZM231 230L233 231V233H232ZM4 231H6V232H4ZM10 231H13V232H10ZM14 231L17 232V233L14 234ZM45 231H46V233H45ZM76 231H77V233H76ZM83 231H84L85 234H83V236H81ZM164 231L166 232V235L163 234ZM47 232H49V233H47ZM58 232L64 238L62 236L60 237ZM103 232H104V236L101 237L103 235ZM120 232H122V233L124 232V235L122 233H120ZM167 232H168L169 236L167 235ZM171 232L175 233L176 235H174L173 233H172L173 235L172 234L170 235ZM4 233H6L7 236ZM11 233L14 234L15 237H17L16 235L18 234V238L16 240H14L15 237L13 235H10ZM73 233H76V235L73 234ZM108 233H112V235L111 234L108 235ZM118 233H120V235ZM127 233L129 234L128 235L129 238H130V236L132 237V235L135 236V234H136V236L133 237V238L128 239ZM138 233H140V236H139ZM182 233H184V234H182ZM186 233H187L186 237H188V235H189L188 238L184 237ZM20 234H22V235L19 237ZM31 234L33 236H31ZM35 234L38 235V236L35 237ZM106 234L108 235V239L110 238L109 240H106L107 239L106 238L107 237ZM125 234H126L127 237H123V238L124 239L126 238L125 240H127V241H125L121 237V236H125ZM153 234H154V236H153ZM225 234H226V236H225ZM26 235H29L28 238H27ZM74 235L75 236H79V237L76 238ZM84 235L87 238H85ZM113 235H115V236H113ZM118 235L120 236V238H119ZM141 235L142 236L144 235L148 239H152L154 237L156 240L153 239L155 242L153 240H150V241L146 242L147 239L144 240L145 239L144 236H143L144 239L142 238L143 240H141V237H142ZM163 235H164V237L167 236L166 240H165L164 237H161ZM203 235H205V236H203ZM5 236L7 238L6 239L7 240L6 244H8V245H7V247L4 248L3 246H4L5 241H6L5 240ZM10 236L12 237L13 240H11ZM30 236H31V239H30ZM71 236H72V238H71ZM80 236H81V238L84 237L85 239L84 240L80 239ZM91 236H93V237H91ZM151 236H152V238H151ZM180 236H182L183 238L180 237ZM201 236H203L204 238H207V243L204 244L206 239L204 240L203 238H201ZM213 236H214V239H213ZM48 237H50V238L48 239ZM58 237H60V239ZM98 237L100 239L103 238V239L106 240V241L103 240V242L107 246V248H108V246H111L110 245L111 244L110 241L113 240L112 241V243H113L115 239L119 238L117 241H115L116 243H113V245H114L113 247L114 248L110 247V249L113 248V249H116V250H114V252H112V249H111L110 250L111 252H110L109 250L105 249V245L103 244L102 241H101L102 243H100V245H98L99 241H100V239ZM190 237H192V240H188ZM216 237H217V239H215ZM32 238H34V240ZM88 238H89L90 241L87 240ZM181 238L183 239V241H179V240H182ZM27 239L28 240L30 239L29 241H31V242L35 241L36 243L34 242V243L31 244V242H29L30 243L29 244V243H27L28 242ZM45 239L47 240V242H46ZM50 239L52 241L48 242V240H50ZM55 239H56V241H55ZM58 239L60 240L59 242L62 243V244H60L59 242L57 243ZM78 239L80 240L79 242H81L82 245L79 242H77ZM195 239H197V241ZM208 239L209 240L211 239V240L208 241ZM2 240H4V241H2ZM23 240L24 241L27 240V242H26L27 244H25V242ZM75 240H77L76 243L75 244L73 243L74 245H72V242H75ZM132 240L135 241V243L132 242ZM136 240H138V241H136ZM157 240L158 241L160 240V242H157ZM199 240H201V243H200ZM218 240H221V241H218ZM10 241H14L17 244L14 243V242L12 243ZM91 241H92V243H91ZM93 241H96L95 242L96 245L93 244ZM43 242L44 243H48V244L53 242L54 243V247H52L53 243L51 244V246L47 244L48 246H50V247H48L46 244L43 245ZM63 242H65V243H63ZM86 242H87V244H86ZM97 242H98V244H97ZM106 242L107 243L109 242V245ZM128 242L130 244H132V245L130 246ZM215 242H216V244H215ZM55 243H56V245H55ZM89 243H91L90 245H93V249L94 250L91 249L92 246H90ZM142 243H143V245H142ZM153 243L156 244V245L159 244L158 248H160L161 250L158 249L157 246L154 245ZM161 243L162 244L164 243L163 244L164 246ZM59 244L63 245V246H60ZM76 244H80V245H76ZM101 244L104 245V247H102ZM117 244H118V247H115V245H117ZM122 244H123V246H122ZM133 244H137V245H133ZM152 244H153V246H152ZM23 245H25V246H23ZM42 245L44 247L47 246L48 249L51 248V247L52 248L49 251V250H47V247L44 248ZM69 245L71 247L70 249L68 248ZM178 245H180V246H178ZM218 245L220 247H218ZM260 245H262L263 247L260 246ZM15 246H17L18 248L15 247ZM34 246L36 248H38V249H36ZM37 246H39V247L42 246V247L39 248ZM64 246H66L67 250L66 249L64 250V248H65ZM74 246H77V247L73 248ZM81 246H82V248L79 249ZM128 246L131 247V248L135 246V248H132V249L130 248L129 249ZM142 246H143V248H142ZM154 246L156 247V249H155ZM177 246H178V248H177ZM198 246H200V247L198 248ZM24 247H27L28 251H30L31 253L25 251ZM55 247L56 248L59 247L60 249H63L65 252L64 251L61 252V250H59V249H58L59 250L58 251V250H56ZM95 247H98V248H95ZM101 247L106 250V253L104 251H102L104 249H102ZM136 247H138L137 251H135ZM140 247H141V249H140ZM151 247L154 248L155 251ZM12 248L13 249L15 248L16 250H19V254H18L19 256L16 255L18 253V251H16L14 249V251H15L14 252ZM42 248H44L43 251H42L44 254L43 253L40 254ZM53 248L55 249V252L53 251L54 250ZM71 249L72 250L76 249L77 253H79V251H80L81 254L79 253L80 255H78V254H76V252L75 253L72 252ZM97 249H99L98 250L99 252L101 250L102 253H100V254L97 253L98 252ZM121 249H122V251H121ZM146 249H148V250H146ZM167 249H170V250H167ZM171 249H173V250H171ZM256 249H260V251L257 252ZM261 249L263 250V253L261 255H259V253L262 252ZM20 250H21V253H20ZM51 250H52V253H50ZM84 250H85V252H84ZM130 250L132 251L133 255H131V253H129ZM139 250H140V252H138ZM150 250H152L153 252H150ZM36 251H38V252H36ZM73 251H75V250H73ZM95 251H96V256L97 257L94 256L95 257L94 258L93 255H95ZM123 251H126V253H125L126 256L125 257L123 255V253L121 255H119ZM156 251H158V252H156ZM161 251H163V253H159ZM171 251H173V252H171ZM206 251H207V253H206ZM10 252L13 255H9ZM70 252H72L73 255ZM91 252H94V253H91ZM103 252H104V254H103ZM27 253H28V256H25V255H27ZM35 253L36 254L39 253L38 255L40 257L37 255L39 257V258H37ZM65 253L67 255H69V253H70L72 256L68 258V256ZM107 253H108V255L110 253V255H109L110 257L107 255ZM111 253H112V255H111ZM243 253H245V254H243ZM20 254H22V257L20 256ZM60 254H62V256ZM88 254H89V256H88ZM97 254H99V256ZM102 254H103V256H102ZM160 254H162L164 258L162 256H160ZM167 254H169V255H167ZM208 254H209V256H208ZM65 255L67 256V260L66 261L61 258V257H63L65 259ZM90 255H92V256L90 257ZM127 255H128V258H127ZM140 255H141V257H140ZM243 255L244 256L246 255L245 259H244ZM254 255H255V257H254ZM44 256L45 257L47 256V257L45 258ZM51 256H52L53 260L55 258L54 261L51 259ZM80 256H81V258H80ZM84 256H86L88 258L86 259V257H84ZM122 256H123V258H122ZM19 257H21V259L23 257L24 258H23V260H20ZM74 257H76V258H74ZM175 257H177V258H175ZM250 257H252V258H250ZM56 258H58V259H56ZM96 258L100 259V261L98 259H96ZM145 258H147L148 260H145ZM15 259L18 260L19 263H14V262H17ZM83 259H84V262H80ZM89 259H90V261H88ZM123 259H124V261H123ZM32 260H34V261L36 260V261L34 262ZM44 260H45V263H44ZM51 260H52V262H49ZM59 260H61L63 263L62 262L59 263L60 262ZM104 260H106V261H104ZM132 260H134V261H132ZM154 260H156V261H154ZM4 261H5V263H3ZM115 261H116V263H115ZM99 262H102V263H99Z\"/></svg>",
    "mask_w": 264,
    "mask_h": 264
},
{
    "label": "bare ground",
    "instance_id": "bare-ground-1",
    "mask_svg": "<svg viewBox=\"0 0 264 264\" xmlns=\"http://www.w3.org/2000/svg\"><path fill=\"white\" fill-rule=\"evenodd\" d=\"M7 1H8V0H7ZM12 1L16 3V1H14V0H12ZM17 1H18V0H17ZM22 1H23V0H22ZM27 1L29 2L30 0H27ZM43 1H44V0H43ZM59 1L61 2V0H59ZM68 1H70V0H68ZM72 1H75V0H72ZM79 1H80V0H79ZM79 1H77V2H79ZM89 1H90V0H89ZM89 1H88V2H89ZM97 1H98V0H97ZM110 1H112V0H110ZM110 1H109V2H110ZM114 1H115V0H114ZM114 1H112L111 3L114 4V3H116L117 1L119 2V0H117V1H115V2H114ZM140 1H141V0H140ZM160 1H161V0H160ZM163 1H164V0H163ZM165 1L168 2L167 0H165ZM181 1H182V0H181ZM189 1H190V0H189ZM200 1H201V0H200ZM205 1H206V0H205ZM213 1H214V4H215V1H217V0H213ZM213 1H211V3H212ZM234 1H235V0H233V2H234ZM242 1H244V0H242ZM253 1H255V0H253ZM253 1L251 2V4H254V3H255V2H253ZM258 1H259V0H256V3H257ZM20 2H21V1H20ZM24 2H26V1L24 0ZM24 2H23V3H24ZM32 2H34V1H31V3H32ZM35 2H36V1H35ZM39 2H41V0H40ZM55 2H56V1L54 0V3H55ZM83 2H84V0H83ZM91 2H92V1H91ZM91 2H90V3H91ZM101 2H102V0L98 1L97 4L100 5ZM113 2H114V3H113ZM124 2H127V1L124 0ZM124 2L121 1V2H119V3H121L122 6H123V3H124ZM128 2H129V0H128ZM141 2H142V1H141ZM147 2H148V1H147ZM147 2H146V4H148ZM149 2H150V0H149ZM158 2H159V1H158ZM161 2H162V1H161ZM169 2H170V0H169ZM193 2H194V1H192V3H193ZM220 2H224V0H220L218 3H220ZM229 2H230V1H229ZM236 2L238 3V1H236ZM240 2H241V0H240ZM245 2H247V1H245ZM260 2H261V0H260ZM4 3H5V2H4ZM37 3H38V2H36V4H37ZM70 3H71V2H68L69 5H70ZM79 3H80V2H79ZM79 3H77V4L79 5ZM136 3H137V0H136ZM142 3H145V0H144V2H142ZM150 3H152V1H151ZM150 3H149V4H150ZM171 3H172V2L167 3V4L170 5ZM174 3H176V2H174ZM174 3H173V4H174ZM182 3H183V2H182ZM201 3H202V2H201ZM243 3H244V2H243ZM243 3H239V4H243ZM2 4H3V3H2ZM43 4H45V3H43ZM71 4H73V3H71ZM74 4H75V6H76V3H75V2H74ZM83 4H84V3H82V6H83ZM87 4H88V3H87ZM97 4L95 3V5H97ZM108 4H109V3H108ZM116 4H117V3H116ZM183 4H185V3H183ZM204 4H205V3H204ZM206 4H208V3L206 2ZM233 4H234V3H232V5H233ZM10 5H12V3H11ZM13 5H14V4H13ZM20 5H21V4H20ZM45 5H47V4H45ZM53 5H54V4H53ZM69 5H68V6H69ZM78 5H77V6H78ZM84 5H85V4H84ZM92 5H93V3H92ZM92 5H91V6H92ZM95 5H94V6H95ZM99 5H98V6H99ZM168 5H167V6H168ZM174 5H175V4H174ZM174 5H172V6H174ZM179 5H181V3H180ZM202 5H203V4H202ZM229 5H230V4H229ZM260 5H262V4L259 3V5H257V6H258V9H260V8H259ZM1 6L3 7L4 4L1 5ZM1 6H0V7H1ZM7 6H8V5H7ZM25 6L27 7L28 5H25ZM70 6H72V5H70ZM73 6H74V5H73ZM88 6H89V5H88ZM88 6H87V9H88ZM91 6H90V7H91ZM94 6H92V7H94ZM103 6H105V5H103ZM114 6L116 7V6H118V5H115V4H114ZM126 6H127V5H126ZM131 6H133V5H131ZM142 6H143V5H142ZM158 6H159V5H158ZM160 6H161V5H160ZM160 6H159V7H160ZM162 6H164V3H162ZM170 6H171V5H170ZM172 6H171L170 8H172ZM210 6H211V5H210ZM210 6H209V7H210ZM213 6H214V5H213ZM215 6H216V5H215ZM215 6H214V7H215ZM217 6H218V5H217ZM241 6H242V5H241ZM254 6H255V5H254ZM2 7H1V8H2ZM5 7H6V6H5ZM10 7H12V6H10ZM21 7H23V6H21ZM46 7H48V6H45L44 8H46ZM99 7H100V6H99ZM99 7H98V9H99ZM101 7H102V6H101ZM101 7H100V8H101ZM115 7H114V8H115ZM118 7H119V6H118ZM154 7H155V6H154ZM156 7H157V6H156ZM168 7H169V6H168ZM174 7H175L174 10H175L176 8H178V10H179V8L182 7V6H180V7H176V5H175ZM204 7H205V8L207 7V9H205V10H207V11H210V10L213 9V8L210 9L207 5H205ZM255 7H256V6H255ZM261 7H262V6H261ZM13 8H14V7H12V9H13ZM34 8H36V7H34ZM56 8H57V7H56ZM70 8H71V7H70ZM77 8H79V7H77ZM107 8H108V7H107ZM123 8H124V7H123ZM126 8H127V7H126ZM163 8L168 9V8H166V6L163 7ZM170 8L168 9L169 12H167V13H169V16L171 15L170 12L173 11L172 9H171V11H170ZM193 8L195 9V8H198V7H192V9H193ZM200 8H201V7H200ZM208 8H209V10H208ZM236 8H237V7H236ZM236 8H235V9H236ZM262 8H263V7H262ZM12 9H11V10H12ZM19 9H20V8H19ZM37 9H38V5H37ZM37 9H33V10H37ZM46 9H47V8H46ZM46 9H44V10H45V11H48L49 9H51V7H50V8L48 7V10H46ZM72 9H73V8H71V10H72ZM87 9H86V10H87ZM111 9H113V7H112ZM111 9H110V10H111ZM118 9H120V8H118ZM121 9H122V8H121ZM130 9H131V8L129 7V10H130ZM198 9H199V8H198ZM215 9H217V8H215ZM248 9H250V7H249ZM27 10H30V9L28 8ZM86 10H85V11H86ZM90 10H91V9H90ZM92 10H93V9H92ZM92 10H91V11H92ZM95 10H96V9H94V11H95ZM102 10H103V9H101V11H102ZM108 10H109V9H108ZM123 10H124V9H123ZM129 10H128V11H129ZM136 10H137V8H136ZM145 10H146V9H144V11H145ZM155 10H156V9H155ZM155 10H152V12H154ZM159 10H161V9H159ZM183 10H184V9H183ZM205 10H203V8H202V12L204 11V13H205V12H206ZM219 10H220V9H219ZM236 10H237V9H236ZM239 10H240V9H239ZM251 10H252V5H251ZM18 11L20 12V10H18ZM38 11H39V10H38ZM101 11H100V15L102 14ZM114 11H115V10H113V12H114ZM164 11H165V10H164ZM175 11H176V10H175ZM181 11H182V10H181ZM194 11H196V10H193L192 12H194ZM199 11H200V10H199ZM213 11H215V10L213 9ZM253 11H254V10H253ZM255 11H256V10H255ZM3 12H4L5 14H8V13H6L7 11H6V12L3 11ZM10 12L12 13V11H10ZM14 12H17V11H13V14H14ZM41 12H42V13H41ZM41 12H40V13H41L40 15H43V13H44L43 10H42ZM51 12H52V10H51ZM56 12H58V11H56ZM69 12H70L71 14H73V10H72V11H69ZM88 12H89V11H88ZM96 12H97V10H96ZM107 12H108V11H107ZM107 12L105 11L104 13L107 14ZM111 12H112V10H111ZM111 12L109 11L110 14H111ZM113 12H112V13H113ZM148 12H149V11H148ZM150 12H151V11H150ZM161 12H162V11H161ZM177 12H178V11H177ZM179 12H180V10H179ZM179 12H178L177 14H180V15H179V16L177 15V16L179 17V20H180V19L183 18L185 15H183V14H181V13H179ZM216 12H217V11H216ZM216 12H215V13H216ZM236 12H237V11H236ZM248 12H249V11H248ZM250 12H251V11H250ZM256 12H257V11H256ZM259 12H260V11H259ZM0 13H1V12H0ZM36 13H37V12H36ZM46 13H47V12H46ZM86 13H87V12H86ZM121 13H122V10H121L120 14H121ZM140 13H141V12H140ZM140 13H139V14H140ZM146 13H147V12H146ZM155 13H156V12H155ZM155 13H154V14H155ZM162 13H163V12H162ZM172 13H173V12H172ZM183 13H184V11H183ZM197 13H199V12H196V15H197ZM210 13H211V15L209 14V12H208V15H210V16H212V17L214 18V16L212 15V12H210ZM213 13H214V12H213ZM240 13H241V12H240ZM257 13H258V12H257ZM260 13H261V12H260ZM15 14H16V13H15ZM15 14H14V15H15ZM48 14H49V12H48ZM53 14H55V13H53ZM67 14H68V13H66V15H67ZM106 14H104V17H105ZM148 14H149V13H148ZM148 14H147V15H148ZM154 14H153V16H154ZM156 14H160V13H156ZM163 14H164V13H163ZM163 14H161V15H163ZM193 14H195V13H193ZM218 14H219V13H218ZM8 15H10V14H8ZM11 15H12V14H11ZM18 15H19V14H18ZM20 15L22 16V13H21ZM30 15H31V14H29V16H30ZM36 15H37V14H36ZM36 15H35V16H36ZM46 15H47V14H46ZM74 15H75V14H74ZM78 15H79V13H78ZM86 15H87V17L89 16L88 13H87ZM86 15H83V16H81V17L84 18V17H86ZM97 15H99V14L97 13V14H96V17H97ZM102 15H103V14H102ZM141 15H142V14H141ZM165 15H168V14H166V12H165ZM175 15H176V13H175ZM201 15H203V13H202ZM201 15H200V17H201ZM214 15H217V14H214ZM220 15H222V14H220ZM223 15H224V16H222V17H226V16H228V15H225V14H223ZM259 15H260V14H259ZM1 16H3V14H1ZM5 16H6V15H5ZM44 16H45V13H44ZM51 16H52V15H51ZM55 16H56V15H55ZM59 16H60V15H59ZM64 16H65V15H64ZM76 16H77V15H76ZM90 16H92V13H91ZM106 16H107V15H106ZM135 16H136V15H135ZM159 16H160V15H159ZM177 16H175V18H177ZM186 16H187V15H186ZM194 16H195V15H194ZM218 16H219V15H218ZM236 16L239 17V15H236ZM243 16H244V14H243ZM12 17H13V16H12ZM16 17H17V16H16ZM16 17H15V19H17ZM39 17H40V16H39ZM53 17H54V15H53ZM62 17H63V16H62ZM68 17H69V16H68ZM68 17H66V18H68ZM119 17H120V16H119ZM123 17H124V16H123ZM126 17H127V16H126ZM142 17H143V15H142ZM151 17H152V15H151ZM167 17H168V16H167ZM173 17H174V16H172L171 18H173ZM196 17H197V16H196ZM203 17H206V18H207L206 15L203 16ZM203 17L201 18L202 20H203ZM241 17H242V16H241ZM2 18H3V17H1V19H2ZM7 18H8V16H7ZM35 18H37V17H35ZM42 18H43V17H42ZM44 18H45V17H44ZM64 18H65V17H63V19H62L63 22H64ZM91 18L94 19L93 16H92ZM108 18H110V17H108ZM130 18H131V17H130ZM130 18H129V19H130ZM135 18H138V17H135ZM155 18H156V17H155ZM218 18L221 19V16L218 17ZM228 18H229V17H228ZM228 18H227V20H229ZM247 18H248V17H247ZM1 19H0V20H1ZM13 19H14V18H13ZM31 19L33 20L32 17H31ZM31 19H30V20H31ZM39 19H40V18H39ZM39 19H37V20H39ZM49 19H50V18H49ZM75 19H76V18H75ZM77 19H79V18H77ZM89 19H90V18H89ZM92 19H90V20H92ZM102 19H103V18H102ZM117 19H118V18H117ZM132 19H133V18H132ZM132 19H131V20H132ZM139 19H140V18H139ZM150 19H151V18H150ZM199 19H200V18H199ZM207 19H209V18H207ZM207 19H205V20H207ZM225 19H226V18H225ZM2 20H3V19H2ZM30 20H29V21H30ZM32 20H31V23H36V22H32ZM35 20H36V19H35ZM37 20H36V21H37ZM46 20H48V18H47V19L45 18V19L43 20V22L45 21V22L47 23V27H48V22H47ZM52 20H53V19H52ZM59 20H61V19H59ZM62 20H61V21H62ZM67 20H68V21H67ZM67 20H66V22H69L70 19H67ZM85 20H86V19H85ZM103 20H104V19H103ZM135 20H136V19H135ZM141 20H142V19H141ZM168 20H169V19H168ZM173 20H174V19H173ZM183 20H186V18H184ZM202 20H201V21H202ZM221 20H222V22H223V18H222ZM230 20H231V17H230ZM230 20H229V21H230ZM248 20H249V18H248ZM252 20H253V18H252ZM8 21H9V20H8ZM19 21H20V16H19L18 22H19ZM24 21H25V20H24ZM27 21H28V20H27ZM61 21H60V24L63 23V22L61 23ZM70 21H72V20H70ZM88 21H89V20H87V23H88ZM120 21H121V22H120L119 24H120V26H121L122 23H123L124 21H123V22H122V20H120ZM126 21H127V22L129 21V22H130V20H126ZM169 21H170V20H169ZM171 21H172V20H171ZM180 21H182V20H180ZM180 21H178L179 24L181 23ZM209 21H210V20H209ZM209 21H208V25H209V23H210V26H211L213 23H212L211 21H210V22H209ZM224 21H225V20H224ZM231 21H233V20H231ZM0 22H1V21H0ZM2 22L5 23V19H4ZM2 22H1V23H2ZM13 22H14V21H13ZM16 22H17V21H16ZM18 22H17V23H18ZM22 22H23V21H22ZM45 22H44V23H45ZM50 22H51V21H50ZM50 22H49V23H50ZM85 22H86V21H85ZM89 22H90V21H89ZM97 22H98V21H97ZM99 22H101V21L99 20ZM104 22H105V21H104ZM109 22H110V21H109ZM129 22H128V23H129ZM138 22H139V21H138ZM140 22H141V21H140ZM164 22H165V24H168V23H166L167 21H164ZM186 22H187V21H186ZM186 22H185V23H186ZM195 22H196V23L198 22V18L195 20ZM195 22L193 21L192 23H195ZM204 22H205V21H204ZM246 22H247V21H246ZM6 23L8 24L9 22H6ZM70 23H71V22H70ZM90 23H91V22H90ZM95 23H96V22H95ZM95 23H91V24H95ZM107 23H108V22H107ZM131 23H132V22H131ZM133 23H134V22H133ZM169 23H170V22H169ZM173 23H174V21H173ZM176 23H177V22H176ZM182 23H183V21H182ZM182 23H181V24H182ZM206 23H207V21H206L205 23H203V25L206 24ZM229 23H230V22H229ZM229 23H228V24H229ZM231 23H232V22H231ZM254 23H255V22H254ZM254 23L252 22V24H254ZM26 24H27V23H26ZM50 24H51V23H50ZM52 24H54V23H52ZM52 24H51V26H52ZM57 24H58V23H57ZM63 24H64V23H63ZM63 24H62V25H63ZM100 24H101V23H100ZM105 24H106V23H105ZM124 24H125V23H124ZM157 24H158V23H157ZM161 24H162V22H161ZM198 24H199V23H198ZM0 25H1V24H0ZM2 25H3V24H2ZM10 25L12 26L11 23H10ZM19 25H21V24H19ZM34 25H35V24H34ZM41 25H42V24H41ZM44 25H45V24H44ZM78 25H79V24H78ZM82 25H83V24H82ZM88 25H89V23L86 24V26H88ZM96 25H97V24H96ZM103 25H104V24H103ZM103 25H102V28H103ZM111 25H112V24H111ZM128 25H129V24H128ZM136 25H137V24H136ZM159 25H160V22H159ZM163 25H164V24H162V26H163ZM169 25H170V24H169ZM172 25L175 26L174 24H172ZM172 25H171L170 27H168V28H170V29H169L170 31H171V29L173 30V29H175V28L178 27V25H177V26H175V28H171ZM185 25H186V24H185ZM187 25H188V23H187ZM193 25H195V24H193ZM201 25H202V24H201ZM213 25H215V24H213ZM17 26H18V25H17ZM57 26H59V25H57ZM60 26H61V25H60ZM67 26H68V25H67ZM116 26H117V24H116ZM116 26H115V27H116ZM118 26H119V25H118ZM130 26H131V25H130ZM130 26H128V27L130 28ZM132 26H133V24H132ZM157 26H158V25H157ZM160 26H161V25H160ZM180 26H181V25H180ZM228 26H229V25H228ZM262 26H264V25H262ZM4 27H5V26H3L2 29H3ZM8 27H9V25H8ZM47 27H46V28H47ZM83 27H85V26H83ZM105 27H106V26H105ZM108 27H109V26H108ZM134 27H136V26H134ZM134 27H133V28H130V29H136V28H134ZM153 27H155V25H154ZM166 27H167V26H166ZM193 27H194V26H193ZM196 27H197V26H196ZM201 27H202V26H201ZM213 27H214V26H213ZM213 27H212V30H214ZM237 27H238V25H237ZM259 27L261 28V25H260ZM0 28H1V26H0ZM14 28H17V27L15 26ZM14 28H12V29L14 30ZM43 28H44V27H43ZM49 28H50V27H49ZM55 28H56V27H55ZM55 28H54V29H55ZM75 28H76V27H75ZM106 28H107V27H106ZM109 28H110V27H109ZM109 28H108V29H109ZM122 28H123V29L126 28V30H127V27H125V25L122 26ZM122 28L120 29V28L118 27L116 32L119 33V32H118V29H120V32L126 31V30H122ZM145 28H146V27H145ZM150 28H151V26H150ZM158 28H159V27H157V30H158ZM162 28L165 29V27H162ZM179 28H180V27H179ZM194 28H195V27H194ZM233 28H234V27H233ZM260 28H259V29H260ZM10 29H11V28H10ZM10 29H9V30H10ZM18 29H20V26L18 27ZM39 29H40V28H39ZM39 29H38V30H39ZM57 29H59V27H58ZM60 29H63V28L61 27ZM66 29H69V28H67V27L64 28V30H66ZM79 29H80V28H79ZM84 29H86V28H84ZM89 29L91 30L90 27H89ZM112 29H113V28H112ZM148 29H149V27H148ZM152 29H153V28H152ZM182 29H183V28H182ZM192 29H193V28H192ZM205 29H206V28H205ZM208 29H209V28H208ZM210 29H211V28H210ZM227 29H228V28H227ZM227 29H226V30H227ZM240 29H242V28H240ZM240 29H239V30H240ZM244 29H245V28H244ZM246 29H247V28H246ZM262 29H263V28H262ZM0 30H1V29H0ZM13 30H12V31H13ZM15 30H16V29H15ZM22 30H23V28H22ZM22 30H20V33H21ZM26 30H27V29H26ZM26 30H25V31H26ZM29 30H31V29H29ZM29 30H28V31H29ZM46 30H48V29H46ZM50 30H51V29H50ZM87 30H88V28H87ZM106 30H107V29H106ZM110 30H111V29H110ZM115 30H116V29H115ZM121 30H122V31H121ZM153 30H154V29H153ZM157 30L154 31V33H155V32H158ZM161 30H162V29H161ZM169 30H168V32H169ZM188 30L191 31L190 29H188ZM206 30H207V29H206ZM232 30H233V29H232ZM12 31H11V32H12ZM18 31H19V30H18ZM31 31H32V30H31ZM31 31H30V32H31ZM55 31H58V30H55ZM66 31H67V30H66ZM70 31H71V30H70ZM73 31H74V30H73ZM128 31H130V30L128 29ZM128 31H127V32H128ZM131 31H132V30H131ZM134 31H135V30H134ZM143 31H144V30H143ZM145 31H146V30H145ZM147 31H148V30H147ZM147 31H146V32H147ZM159 31H160V30H159ZM165 31H166V30H165ZM179 31H180V30H179ZM209 31H210V30H209ZM235 31H236V30H235ZM237 31H238V30H237ZM248 31H249V30H248ZM8 32H9V31H8ZM8 32H7V33H8ZM11 32H10V33H11ZM13 32H14V31H13ZM15 32H16V31H15ZM30 32H29V33H30ZM46 32H47V31H46ZM50 32H51V31H50ZM71 32H72V31H71ZM71 32H70V33H71ZM97 32H99V31H97ZM97 32H96V33H97ZM105 32H107V31H105ZM109 32H110V31H109ZM109 32L106 33V34H109ZM112 32H114V31H112ZM138 32L140 33V31H138ZM168 32H167V34H168ZM175 32H177V34H176ZM175 32H173V33H175L176 35H178L179 32H178V31H175ZM182 32H183V30H182ZM193 32H194V31H193ZM195 32H196V31H195ZM225 32H226V31H225ZM233 32H234V31H233ZM243 32H244V31H243ZM5 33H6V32H4L3 34H5ZM16 33H17V32H16ZM43 33H44V29H43ZM47 33H48V32H47ZM54 33H55V32H54ZM54 33H53V34H54ZM62 33H64V32H62ZM65 33H66V32H65ZM92 33H93V32H92ZM96 33H95V34H96ZM101 33H102V32H101ZM101 33H100V37L102 36ZM128 33H130V32H128ZM132 33H133V31L131 32V34H132ZM144 33H145V32H144ZM147 33H148V32H147ZM169 33H170V32H169ZM189 33H190V32H189ZM198 33H199V32H198ZM200 33H201V32H200ZM200 33H199V34H200ZM203 33H204V32H203ZM237 33H238V32H237ZM254 33H255V32H254ZM8 34H9V33H8ZM14 34H15V33H14ZM14 34H13V35H14ZM22 34H23V33H22ZM31 34H32V33H31ZM40 34L42 35V33H40ZM45 34H46V33H45ZM45 34H43V35H45ZM53 34H52V35H53ZM78 34H79V32H78ZM103 34H105L104 31H103ZM113 34H115V33H113ZM113 34H112V35H113ZM120 34L122 35V33H120ZM142 34H143V32H142ZM155 34H156V33H155ZM165 34H166V33H165ZM167 34H166V35H167ZM180 34H181V32H180ZM180 34H179V35H180ZM193 34H195V33H192V35H193ZM199 34H198V35H199ZM223 34H224V33H223ZM223 34L221 35L222 37H224ZM245 34H246V33H245ZM248 34H249V33H248ZM1 35H2V34H1ZM5 35H6V34H5ZM13 35H10V36H13ZM29 35H30V34H29ZM41 35H40V36H41ZM47 35H48V34H47ZM55 35H56V34H55ZM64 35H65V34H64ZM67 35H68V34H67ZM117 35H118V34H117ZM138 35H139V34H138ZM176 35H175V36H176ZM224 35H225V34H224ZM238 35H240V31H239V34H238ZM241 35H242V33H241ZM246 35H247V34H246ZM14 36H16V35H14ZM37 36L40 37L39 35H37ZM50 36H51V35H50ZM57 36H58L57 38H59V37L63 36V34H60V35L57 34ZM96 36H97V35H96ZM109 36H110V35H109ZM115 36H116V35H115ZM115 36H114V37H115ZM148 36L151 37V35H148ZM163 36L166 37L165 35H163ZM167 36H168V35H167ZM172 36H174V35H171V36L169 35L168 37H172ZM189 36H191V35L188 34V37H189ZM196 36H197V35H196ZM199 36H200V35H199ZM211 36H212V35H211ZM219 36H220V35H219ZM221 36H220V38H221ZM253 36H254V35H253ZM3 37H4V39H5L7 36H3ZM34 37H35V36H34ZM34 37H30V38L32 39V38H34ZM97 37H98V36H97ZM104 37H105V36H104ZM112 37H113V36H112ZM118 37H119V36H118ZM121 37H122V36H121ZM138 37H140V36H138ZM154 37H155V35L153 34L152 39H153ZM158 37H159V36H158ZM191 37H193V36H191ZM194 37H195V36H194ZM235 37H236V36H235ZM235 37H234V38H235ZM237 37H238V38H241L242 36H241V37H240V36H237ZM7 38H8V37H7ZM46 38H47V37H46ZM61 38H62V37H61ZM64 38H65V37H64ZM98 38H99V37H98ZM124 38H125V37H124ZM124 38H123V39H124ZM181 38H182V37H181ZM209 38H211V37H209ZM217 38H218L219 41H220V38H219V37H217ZM245 38H246V37H245ZM22 39H23V38H22ZM43 39H45V37H43ZM43 39H42V40H43ZM55 39H56V38H55ZM55 39H54V40H55ZM81 39H83V38L81 37ZM123 39H122V41H123ZM137 39H138V38H137ZM174 39H175V41H176V38H175V37H174ZM174 39H173V40H174ZM177 39L180 40L179 37H178ZM182 39H183V38H182ZM218 39H217V40H218ZM236 39H237V38H236ZM236 39H235V40H236ZM247 39H248V38H247ZM253 39H255V37H254ZM5 40H6V39H5ZM23 40H24V39H23ZM23 40H21V41H23ZM27 40H29V38H27ZM45 40H49V39H45ZM61 40H62V39H61ZM61 40L59 39V41H58V40H57V41L60 42ZM92 40H93V39H92ZM108 40H110V39H108ZM108 40H107V42H108ZM112 40H113V39H112ZM115 40H116V39H115ZM120 40H121V38H120ZM120 40H119V41H120ZM173 40H172V41H173ZM209 40H210V39H209ZM221 40H222V39H221ZM233 40H234V39H233ZM233 40H232V41H233ZM255 40H256V39H255ZM257 40L259 41V39H257ZM0 41H2V39H1ZM24 41H26V38H25ZM57 41H55L56 44L58 43ZM82 41H83V40H82ZM87 41H88V40H86L85 42H87ZM93 41H94V40H93ZM105 41H106V40H105ZM113 41H114V40H113ZM116 41H117V40H116ZM119 41H118V42H119ZM139 41H140V39H139ZM139 41H137V42H139ZM148 41H150V39H149ZM172 41H171V42H172ZM175 41H174V43H175ZM192 41H193V40H192ZM224 41H225V40H224ZM239 41H240V39H239ZM239 41H238V42H239ZM260 41H261V40H260ZM3 42H4V41H3ZM3 42H2V43H3ZM16 42H17V41H16ZM27 42H28V41H27ZM30 42H31V41H30ZM39 42H40V40H39ZM88 42L90 43V41H88ZM144 42H145V41H144ZM165 42H166V41H165ZM184 42H186V40H185ZM220 42H221V41H220ZM222 42H223V41H222ZM222 42H221V43H222ZM226 42H227V41H226ZM234 42H236V41H234ZM249 42H250V41H249ZM251 42H252V41H251ZM261 42L264 43L263 41H261ZM261 42H260V44H261ZM13 43H14V42H13ZM28 43H29V42H28ZM101 43H103V42H101ZM139 43H140V42H139ZM147 43H148V42H147ZM158 43H159V42H157V46H158ZM174 43H173L172 45H175V44H176V43H175V44H174ZM186 43L189 44L188 42H186ZM218 43H219V42H218ZM229 43H230V42H229ZM232 43H233V42H232ZM254 43H255V42H254ZM254 43H252V44L254 45ZM256 43H257V42H256ZM9 44H10V43H9ZM9 44H6V45H9ZM33 44H36V42L34 43V41H33ZM39 44H40V46H41V43H39ZM46 44H47V43H46ZM51 44H52V43H51ZM58 44H59V43H58ZM63 44H64V43H63ZM63 44H61V45H63ZM76 44H78V46H79V43L76 42L75 45H76ZM109 44H110V43H109ZM114 44H115V42H114ZM117 44H118V43H117ZM117 44H116V45H117ZM124 44H125V43H124ZM141 44H143V43H141ZM154 44H155V42H154ZM181 44H182V43H181ZM210 44H211V43H210ZM210 44H209V46H210ZM212 44H213V41H212ZM226 44H227V43H226ZM230 44H231V43H230ZM252 44H251V45H252ZM258 44H259V43H258ZM260 44H259V45H260ZM3 45H5V44H3ZM3 45H2V46H3ZM6 45L4 46V48L7 47ZM80 45H81V44H80ZM106 45H107V44H106ZM111 45H112V44H111ZM111 45H108V46H106V47H109V46H110V49H111V48L113 47V46H111ZM122 45H123V44H122ZM143 45H145V43H144ZM143 45H141V47H143V48H141V49H144V46H143ZM160 45H162L161 42H160ZM165 45H166V44H165ZM227 45H228V44H227ZM236 45H237V44H236ZM238 45H239V44H238ZM246 45H247V44H246ZM246 45L244 44V45H242V46L245 47ZM9 46H10V45H9ZM9 46H8V47H9ZM32 46H33V45H32ZM32 46H29V48L31 49ZM73 46H74V44H73ZM84 46H86V44H85ZM84 46H83V44H82V46H81V47H78V48H82V47L84 48ZM94 46H95V45H94ZM99 46H100V45H99ZM117 46H119V44H118ZM117 46H116V47H117ZM123 46H124V45H123ZM152 46H153V44H152ZM152 46H151V47H152ZM175 46H177V45H175ZM192 46H193V45L191 44V45L189 46V48H190V47L192 48ZM211 46H213V45H211ZM262 46H264V45H262ZM0 47H1V42H0ZM8 47H7V48H8ZM13 47L15 48V46H13ZM35 47H37V46H35ZM38 47H39V46H38ZM75 47H77V45L74 46V48H75ZM86 47H87V46H86ZM86 47H85V49H86ZM89 47H91V46H89ZM104 47H105V45H104ZM106 47H105V49H106ZM119 47H120V46H119ZM132 47H133V46H132ZM158 47H159V46H158ZM160 47H161V46H160ZM180 47H182V45H181ZM186 47H187V46H186ZM196 47H197V46H196ZM219 47L221 48V46H219ZM226 47H227V46H226ZM239 47H240V46H239ZM239 47H238V49H239ZM250 47H251V46H249V48H250ZM252 47H254V46H252ZM256 47H257V45H256ZM260 47H261V46H260ZM7 48H5V49H7ZM22 48H23V47H22ZM22 48H21V49H22ZM74 48H71V49H69V50H72V49H74ZM83 48H82V50H80L81 52L83 51ZM93 48H94V47H93ZM97 48H98V47H97ZM138 48H139V47H136V50H137ZM154 48H156V47H154ZM164 48L166 49V47H164ZM182 48H183V47H182ZM189 48H188V49H189ZM194 48H195V47H194ZM194 48H192V49L195 50ZM197 48H199V47H197ZM197 48H196V49H197ZM214 48H215V47H214ZM214 48H213V49H214ZM222 48H223V47H222ZM261 48H262V47H261ZM23 49L26 50L27 48H23ZM23 49H22V50H23ZM43 49H44V48H43ZM47 49H48V48H47ZM51 49H52V47H51ZM110 49H109L108 51H110ZM129 49H132V48H129ZM134 49H135V47H134ZM141 49H139V50H141ZM177 49H179L178 46H177ZM180 49H181V48H180ZM192 49H191V50H192ZM216 49H217V48H216ZM223 49H224V48H223ZM243 49H244V48H243ZM243 49H242V50H243ZM254 49L256 50L257 48H254ZM63 50H64V49H63ZM67 50H68V48H66V51H67ZM124 50H125V49L123 48V51H124ZM126 50H128V49H126ZM139 50H137V51H139ZM153 50H156V51H157V49H153ZM162 50H163V49H162ZM171 50H172V49H171ZM186 50H187V49H186ZM186 50H185V48H184V51H186ZM189 50H190V49H189ZM193 50H192V51H193ZM217 50H218V49H217ZM219 50H220V49H219ZM219 50H218V51H219ZM239 50L241 51V48H240ZM245 50H246V49H245ZM258 50H261V49L258 48ZM27 51H28V49H27ZM30 51H31V50H30ZM30 51H29V52H30ZM35 51H36V50H35ZM40 51H41V50H40ZM42 51H44V50H42ZM85 51H86V50H85ZM142 51H143V50H142ZM156 51H155V52H156ZM163 51H164V50H163ZM172 51H173V50H172ZM181 51H183V50H181ZM199 51H200V50H199ZM215 51H216V50H215ZM223 51H224V50H223ZM235 51H237V50H235ZM246 51H248V50H246ZM3 52H4V51H3ZM25 52H26V51H25ZM37 52H38V50H37ZM45 52H47L46 49H45ZM45 52H44V53H45ZM59 52H60V51H59ZM69 52H70V51H69ZM74 52H75V51H74ZM74 52H73V53H74ZM88 52H90V50H88ZM94 52H95V51H93V53H94ZM110 52L112 53V50H111ZM116 52H118V51H117V48H116L115 53H116ZM120 52H121V51H120ZM130 52H132V51H130ZM134 52L136 53V51H134ZM139 52H140V51H139ZM155 52H154V53H155ZM164 52H165V51H164ZM188 52H189V51H188ZM190 52H191V51H190ZM190 52H189V53H190ZM195 52H196V51H195ZM204 52H205V51H204ZM204 52H203V53H204ZM257 52H258V51H256L255 54H257V56H258V53H259V52H258V53H257ZM33 53H35V52H33ZM61 53H62V52H61ZM70 53H72V51H71ZM78 53H79V52H78ZM144 53H145V52H144ZM167 53H168V52H167ZM167 53H166V54H167ZM170 53H171V52H170ZM173 53H176V52H173ZM181 53H182V52H181ZM181 53H180V54H181ZM185 53H186V52H185ZM191 53H192V52H191ZM206 53H207V55H208V52H206ZM214 53H215V52H214ZM219 53H220V52H219ZM221 53H222V52H221ZM223 53H224V52H223ZM242 53H244V52H242ZM247 53H248V52H247ZM247 53H246V54H247ZM261 53H263V52H261ZM11 54H12V53H11ZM28 54H29V53H28ZM55 54H56V53H55ZM85 54H87V52H86ZM88 54H89V53H88ZM109 54H110V53H109ZM119 54H120V53H119ZM139 54H141V53H139ZM155 54H156V53H155ZM160 54H162V51H161ZM160 54H159V55H160ZM168 54H169V53H168ZM193 54L196 55L195 53H193ZM198 54H199V53H198ZM198 54H197V55H198ZM210 54H211V53H209V55H210ZM217 54H218V53H217ZM255 54H254V55H255ZM13 55H14V54H13ZM20 55H21V53H20ZM20 55H18V56H20ZM30 55H31V54H30ZM71 55L74 56L73 54H71ZM91 55H92L93 57H95L93 54H91ZM99 55H100V54H99ZM99 55H96V58H97V56H99ZM104 55H106V54H104ZM110 55H111V54H110ZM112 55H113V53H112ZM143 55H144V54H143ZM148 55H149V54H148ZM156 55H157L156 57H159V56H158V53H157ZM170 55H171V54H170ZM170 55H169V56H170ZM178 55H179V51H178ZM181 55H184V54H181ZM189 55H190V54H189ZM197 55H196L197 58L201 56V55H200V56H199V55L197 56ZM207 55H206V56H207ZM209 55H208V56H209ZM219 55H220V54H219ZM221 55H222V54H221ZM221 55H220V56H221ZM254 55H253V56H254ZM15 56H16V55H15ZM23 56H24V55H23ZM23 56H22V57H23ZM40 56H41V58H42V55H40ZM45 56H46V54H45ZM45 56H44V57H45ZM53 56H54V52H53ZM88 56H90V55H88ZM102 56H103V55H102ZM102 56H101L100 58L103 59L104 57H102ZM106 56H109V55H106ZM116 56H117V55H116ZM116 56H115V57H116ZM118 56H119V55H118ZM154 56H155V55H154ZM217 56H218V55H215V57H216L217 59H219ZM220 56H219V57H220ZM251 56H252V54H251ZM259 56H260V59H263V58H262V57H263L262 55H259ZM261 56H262V57H261ZM6 57H7L6 61H7V63H9V62H8V60H9V59H8V56H6ZM54 57H55V56H54ZM111 57H114V56H111ZM111 57H107V58L110 59ZM138 57L141 58V57H143V56H141V57L138 56ZM172 57H174V56H172ZM177 57H178V56H177ZM177 57H176V58H177ZM181 57H182V56H181ZM202 57H203V56H202ZM13 58H14V57H12V59H13ZM23 58H24V57H23ZM71 58H72V57H71ZM116 58H117V57H116ZM135 58H136V57H135ZM139 58H138V59H139ZM143 58H144V57H143ZM146 58H147V55H146ZM163 58H164V57H163ZM179 58H180V57H179ZM192 58H195V57L193 56ZM197 58H196V59H197ZM210 58H211V56H210ZM14 59H15V58H14ZM38 59H39V58H38ZM38 59H37V60H38ZM62 59H63V58H62ZM62 59H61V60H62ZM64 59H65V58H64ZM67 59H68V58H67ZM72 59H73V58H72ZM90 59L93 60V58H90ZM104 59H105L104 61L109 62V61H107L108 59L106 60V57H105ZM132 59H133V58H132ZM160 59H161V58L159 57V60H158V61L156 60L157 62L160 61L159 65H160V64H164V63L167 64V62H163V63H161V60H160ZM165 59H166V58H165ZM171 59H173V58H169V60L167 59L169 64H173V63L171 62V61H172ZM174 59H175V58H174ZM174 59H173V60H174ZM221 59H222V58H221ZM229 59H231V58H229ZM254 59H255V58H254ZM257 59H259V57H258ZM18 60H19V59H18ZM20 60H22V59H20ZM28 60H29V59H28ZM45 60H46V59H45ZM55 60L57 61V59H54V61H55ZM73 60H75V62L78 61V60H76V59H73ZM98 60L100 61V59H98ZM112 60H113V59H112ZM133 60H134V59H133ZM147 60H148V62H149V57L147 58ZM147 60L144 61V62H147ZM163 60H164V59H163ZM163 60H162V61H163ZM209 60H210V59H209ZM213 60H214V57H213ZM213 60H211V61H213ZM224 60H226V59H224ZM234 60H235V59H234ZM263 60H264V59H263ZM263 60H262V61H263ZM9 61H10V60H9ZM11 61H12V60H11ZM15 61H16V60H15ZM23 61H24V59H23ZM25 61H26V60H25ZM38 61H39V60H38ZM70 61H71V60H70ZM95 61H97V60H95ZM101 61H102V60H101ZM101 61H100V62H101ZM140 61H141V60L139 59L138 62H140ZM154 61H155V60H154ZM156 61H155V62H156ZM211 61H210V62H211ZM218 61H220V59H219ZM226 61H227V60H226ZM237 61H239V60H237ZM237 61H236V62H237ZM258 61H259V60H258ZM28 62H29V61H28ZM28 62H26V64H23V65H26V66H27V65L29 64ZM30 62H31V61H30ZM66 62H67V61H66ZM66 62H65V63H66ZM72 62H73V61H72ZM83 62H84V57H83ZM85 62H86V60H85ZM93 62H94V61H93ZM97 62H98V61H97ZM142 62H143V61H142ZM170 62H171V63H170ZM179 62H180V61H179ZM200 62H201V61H200ZM200 62H199V63H200ZM210 62H209V63H210ZM220 62H221V61H220ZM220 62H219V65H221V67H222V66H223V65H222V64H223V61L221 62L222 64H220ZM230 62H231V61H230ZM263 62H264V61H263ZM263 62H262V63H263ZM12 63H13V62H12ZM12 63H11V62L9 63V64H11V67H12L13 65H15V64H12ZM22 63H25V62H22ZM27 63H28V64H27ZM39 63L41 64L42 61H40ZM65 63H63V65H64ZM73 63H74V62H73ZM73 63H72V64H73ZM94 63H95V62H94ZM112 63H113V62H112ZM112 63H111V64H112ZM115 63H116V62H114V64H115ZM121 63H122V62H121ZM121 63H120V64H121ZM124 63H125V62H124ZM132 63H133V62H132ZM135 63H137V61H135ZM140 63H141V62H140ZM140 63H139V64H140ZM153 63H154V62L152 61V64H153ZM176 63H177V62H176ZM181 63H182V62H181ZM206 63H208V62L206 61ZM212 63L214 64V62H212ZM228 63H229V61H228ZM231 63H232V62H231ZM3 64H4V63H3ZM31 64H32V63H30V65H31ZM33 64H34V63H33ZM45 64H46V63H45ZM45 64L43 63L42 65H45ZM70 64H71V63H70ZM77 64H78V63H77ZM85 64H86V63H85ZM104 64H105V63H104ZM133 64H134V63H133ZM139 64H137V66H138ZM150 64H151V62H150ZM177 64H179V63H177ZM225 64H226V62H225ZM233 64H234V63H233ZM238 64H239V63H238ZM238 64H237V65H238ZM258 64H259V63H258ZM263 64H264V63H263ZM263 64H262V65H263ZM1 65H2V63H1ZM16 65H17V64H16ZM19 65H22V64L19 63ZM30 65H28V66H30ZM36 65H38V64L35 63V66H36ZM67 65H68V64L66 63L65 66L67 67ZM80 65H81V64H80ZM80 65L77 66V65H75V63H74V66H76V67H74V68L77 69V67L79 68ZM82 65H83V64H82ZM82 65H81V67H82ZM100 65H101V64H100ZM106 65H107V64H106ZM179 65H180V64H179ZM179 65H178V66L175 65V66L179 68ZM214 65H215V64H214ZM235 65H236V63H235ZM46 66H49V65H46ZM96 66H97V65H96ZM102 66H103V62H102L101 67H102ZM113 66L115 67V65H113ZM113 66H112V67H113ZM127 66H128V65H127ZM131 66H133V65H131ZM131 66H130V67H131ZM175 66L171 65V66H168V67L166 66V67L169 68V69L171 70L170 67L174 68ZM211 66H212V65H211ZM5 67H6V65H5ZM8 67H10V66H8ZM16 67H17V66H16ZM43 67H44V66H43ZM43 67H42V69H43ZM94 67H95V64H94ZM94 67H93V68H94ZM120 67H121V66H120ZM147 67H148V66H147ZM147 67H146V69H147ZM176 67H175L174 69H176ZM219 67H220V66H219ZM219 67H217V68H219ZM230 67H231V66H230ZM232 67H233V66H232ZM232 67H231V68H232ZM0 68H1V67H0ZM3 68H4V67H3ZM44 68H45V67H44ZM57 68H60V67L57 66ZM62 68H63V67H62ZM69 68H70V70H71V67H69ZM99 68H100V67H99ZM124 68H125V66H124ZM133 68H135V67L133 66ZM143 68H145V67H143ZM143 68H140V69H143ZM178 68H177L176 70H178ZM5 69H6V68H5ZM8 69H9V68H8ZM8 69H7V70H8ZM13 69H14V68H13ZM18 69H19V68H18ZM72 69H73V68H72ZM95 69H97V68H95ZM100 69H101V68H100ZM108 69H109V68H108ZM116 69H117V68H116ZM121 69H123V68H121ZM140 69L137 68V72H138V70H140ZM194 69H195V68H194ZM219 69H220V68H219ZM233 69H234V68H233ZM261 69H262V66H261ZM263 69H264V65H263ZM263 69H262V70H263ZM10 70H11V69H9V71H10ZM28 70H29V69H28ZM68 70H69V69H66V70H65V73H67ZM123 70H124V69H123ZM161 70H162V69H161ZM172 70H173V69H172ZM172 70H171L170 72H173V73H174L175 71H174V70L172 71ZM185 70H186V69H185ZM185 70H181V72H182V71L184 72ZM187 70H188V69H187ZM187 70H186V73H187L186 76H188V72H189V71H187ZM196 70H197V69H196ZM196 70H195V71H196ZM235 70H236V69H235ZM50 71H51V70H50ZM58 71H59V69H58ZM71 71L75 72L74 70H71ZM77 71H79V69H77ZM90 71H91V70H90ZM103 71H104V70H103ZM109 71H111V70H108L107 72H109ZM112 71H113V70H112ZM134 71H136V70H134ZM147 71H148V69H147ZM156 71H157V70H156ZM159 71H160V70H159ZM167 71H168V69H167ZM167 71H166V72H167ZM192 71H193V70H190V73H191ZM199 71H200V70H199ZM199 71L196 72V73H199V74H200ZM214 71L216 72V70H214ZM214 71H213V72H214ZM217 71H218V70H217ZM241 71H242V69H241ZM246 71H247V70H246ZM254 71H255V70H254ZM24 72H25V71H24ZM27 72H29V71H27ZM60 72H61V71H59V73H60ZM80 72H81V71H80ZM83 72H84V71H83ZM114 72H115L114 74H116L117 71H114ZM132 72H133V70H132ZM141 72H142V71H141ZM144 72H145V70H144ZM163 72H164V70H163ZM168 72H169V71H168ZM168 72H167V73H168ZM178 72H179V71H178ZM181 72H180V74L182 75ZM232 72H233V71H232ZM232 72H231V73H232ZM263 72H264V71H263ZM6 73H7V72H6ZM68 73H71V72H68ZM68 73H67L66 75H68ZM94 73H95V72H94ZM94 73H93V74H94ZM100 73H101V72H100ZM104 73H105V72H104ZM110 73H113V72H109V73H105V74L108 75V74H110ZM127 73H128V72H127ZM138 73L140 74V72H138ZM147 73L149 74V72H147ZM153 73H154V72H153ZM157 73H158V72H157ZM161 73H162V72H161ZM173 73H172V74H173ZM175 73H177V72H175ZM196 73H193L192 75H194V74H196ZM211 73H212V72H211ZM231 73H230L229 75H231ZM251 73H255V72L251 71ZM258 73H259V72H258ZM83 74H84V73H83ZM98 74H99V72L97 73V76L100 77L102 73H101L100 75H98ZM105 74H104V75H105ZM114 74H113V75H114ZM117 74L119 75V72H117ZM123 74H124V73H123ZM155 74H156V72L154 73V76H155ZM172 74H170V75H172ZM184 74H185V73H184ZM208 74H209V73H208ZM213 74H215V73H213ZM226 74H227V73H226ZM226 74H224V75H226ZM241 74H242V73L240 72V75H241ZM78 75H79V74H78ZM91 75H92V74H91ZM110 75H111V74H110ZM110 75H109V76H110ZM118 75H117V76H118ZM120 75H121V73H120ZM124 75H125V74H124ZM126 75H127V74H126ZM130 75H131V73H130ZM141 75H142V74H141ZM144 75H146V74H144ZM156 75H157V74H156ZM165 75H166V74H165ZM165 75H163V76H165ZM170 75L168 74L167 76L170 77ZM177 75H179V74H177ZM190 75H191V74H190ZM190 75H189V76H190ZM211 75H212V74H211ZM224 75L221 74L220 76H223V77H224ZM232 75H233V74H232ZM244 75H245V74H244ZM244 75H243V76H244ZM252 75H253V74H252ZM263 75H264V73L262 74V76H263ZM40 76H42V73H40ZM40 76H38V77H36V78L39 79ZM53 76H54V75H53ZM53 76H52V77H53ZM102 76H103V75H102ZM102 76H101V77H102ZM109 76H108V77H109ZM159 76H160V74H159ZM161 76H162V75H161ZM167 76H166V77H167ZM179 76H180V75H179ZM182 76H183V75H182ZM197 76H198V75H197ZM213 76H214V75H213ZM220 76H219V77H220ZM256 76H257V75H256ZM256 76L254 75L253 78H257ZM258 76H259V75H258ZM24 77H25V76H24ZM62 77H63V78L65 77V75H63V73H62ZM67 77H68V76H66L65 78H67ZM75 77H76V76H75ZM81 77H82V76H81ZM92 77L94 78V75H93ZM106 77H107V76H106ZM111 77H112V75H111ZM115 77H116V76H115ZM121 77H123V76L121 75ZM135 77H138V76H135ZM135 77H134V78H135ZM141 77H144V76H141ZM169 77H168V78H169ZM171 77H172V76H171ZM211 77H212V76H211ZM211 77H210V78H211ZM215 77H216V76H215ZM56 78H57V76H56ZM65 78H64V79H65ZM68 78L71 79L70 77H68ZM77 78H78V77H77ZM112 78H113V77H112ZM124 78H126V77H124ZM127 78H130V77H127ZM134 78H132L133 80L130 79V81H131V82H134ZM147 78H148V76H147ZM186 78H187V77H186ZM188 78H190V77H188ZM210 78H209V79H210ZM224 78H225V77H224ZM224 78H223V80H224ZM238 78H239V77H238ZM41 79H42V78H41ZM48 79H50V78H48ZM60 79H61V77H59V81H60ZM64 79H63V80L61 79L62 82H64ZM72 79H73V78H72ZM72 79H71V80H72ZM137 79H139V77H138ZM142 79H143V78H142ZM156 79H157V77H156ZM156 79H153V81L156 82ZM183 79H184V77L182 78V80H183ZM215 79L217 80L218 78L216 77ZM235 79L237 80V78H235ZM53 80H54V79H53ZM66 80H67V79H66ZM84 80H85V78L83 79V81H84ZM88 80H89V79H88ZM90 80H92V79L90 78ZM121 80H122V79H121ZM124 80H125V79H124ZM157 80H158V79H157ZM161 80H162V79H161ZM218 80H219V79H218ZM220 80H221V79H220ZM236 80H234V81H236ZM252 80H254V79H252ZM43 81H44V80H43ZM51 81H52V79H51ZM68 81H69V80H68ZM102 81H103V80H102ZM107 81H109V80H107ZM149 81H151V80H149ZM162 81H163V80H162ZM162 81H161V82H162ZM165 81H167V80H165ZM212 81H213V80H212ZM256 81H257V80H256ZM19 82H20V80H19ZM24 82H25V81H24ZM60 82H61V81H60ZM71 82H72V81H71ZM74 82H75V80H74ZM85 82H87V80H86ZM93 82H95V81H93ZM111 82H112V80H111ZM124 82H125V84H126V82H128V80H127V81L125 80ZM131 82H130L129 84H131ZM136 82H137V81H136ZM141 82H142V81H141ZM157 82H158V81H157ZM180 82H181V81H180ZM185 82H186V81H185ZM236 82H237V81H236ZM238 82H240V80H239ZM242 82H243L244 85H245V82H246V81L243 80ZM259 82H260V81H259ZM64 83H65V82H64ZM101 83H102V82H101ZM107 83H108V82H107ZM114 83H115V82H114V80H113V84H114ZM142 83H143V82H142ZM147 83H149V82L147 81ZM147 83H146V84H147ZM164 83H165V82H164ZM213 83H214V82H213ZM226 83H227V82H226ZM228 83H230V82H228ZM233 83H234V82H233ZM233 83H232V84H233ZM240 83H241V82H240ZM246 83H247V87H249V85H250L252 82L250 83L249 81H247ZM248 83H250V84L248 85ZM256 83H257V82H254V84H256ZM9 84H10V82H9ZM58 84H59V83H58ZM65 84H66V83H65ZM68 84L70 85V83H68ZM72 84H73V83H72ZM72 84H71V85H72ZM117 84H119L120 87H119V86H118V87L121 88V84H120V82H119V83H116V85H117ZM122 84H123V81H122ZM125 84H124V85H125ZM127 84H128V83H127ZM146 84H145V85H146ZM149 84L151 85V83H149ZM149 84H147V85H149ZM159 84H162V85H163V82H162V83L159 82ZM176 84H177V82H176ZM188 84L191 85L190 83H188ZM234 84H236V83H234ZM254 84H253V85H254ZM258 84L260 85V83H258ZM262 84H263V83H261V85H262ZM28 85H30V83H29ZM47 85H49V84H47ZM61 85H62V84H61ZM73 85H74V84H73ZM77 85H79V84H77ZM77 85H76V86H77ZM91 85H92V83H91ZM132 85H133V83H132ZM134 85H136V84L134 83ZM137 85H138V84H137ZM150 85H149V86H150ZM152 85H153V84H152ZM156 85H157V84H156ZM181 85H182V84H181ZM237 85H238V87L241 86V85H239V83H238ZM25 86H26V85H25ZM125 86H126V85H125ZM125 86H124V87H125ZM138 86H139V85H138ZM153 86H154V85H153ZM171 86H172V85H171ZM171 86H169V87L171 88ZM176 86H177V85H176ZM186 86H187V85H186ZM242 86H243V84H242ZM250 86H251L252 88L255 87V85H254V87H253L252 85H250ZM256 86H257V88H258V85H257V84H256ZM15 87H16V86H15ZM33 87H34V86H33ZM60 87H61V86H60ZM65 87H66V86H65ZM67 87H68V85H67ZM69 87L72 88L71 86H69ZM69 87H68V88H69ZM83 87H84V86H83ZM129 87H130V86H129ZM132 87H133V86H132ZM135 87H136V86H135ZM144 87H145V86H144ZM154 87H155V86H154ZM157 87H159V86L157 85L156 88H157ZM165 87H167V86H165ZM165 87H163V89H165ZM173 87H175V86H173ZM181 87H183V86H181ZM181 87H180V88H181ZM197 87H198V89H199V86H197ZM209 87H210V86H209ZM234 87H236V86H234ZM244 87H246V86H244ZM251 87H250V88H251ZM263 87H264V85H263ZM51 88H52V87H51ZM70 88L68 89L69 91L71 90ZM150 88H151V87H149V88L147 87V89H150ZM184 88H185V87H184ZM192 88L194 89L193 86H192ZM192 88H191V89H192ZM200 88H201V87H200ZM240 88H241V87H240ZM250 88H248V90H249ZM252 88H251V90H252ZM255 88H256V87H255ZM47 89H48V88H47ZM61 89H62V88H61ZM66 89H67V88H66ZM74 89H76V88L74 87ZM93 89H94V88H93ZM141 89H142V88H141ZM182 89H183V88H182ZM196 89H197V88H196ZM198 89H197V90H198ZM205 89H206V88H205ZM219 89H220V88H219ZM258 89L261 90L262 88H258ZM258 89H256V90H258ZM40 90H41V89H40ZM118 90H119V89H118ZM122 90H123V89H122ZM143 90H144V89H142V91H143ZM153 90H156V89L152 88V91H153ZM165 90H166V89H165ZM207 90H208V89H207ZM217 90H218V89H217ZM251 90H250V92H251ZM19 91H21V90H19ZM19 91H17L18 94H20ZM37 91H38V90H37ZM50 91H52V89H50ZM76 91H78V89H77ZM79 91H81V89H80ZM120 91H121V90H120ZM124 91H125V90H124ZM126 91H127V90H126ZM147 91H148V90H147ZM189 91H190V89H189ZM191 91H193V90H191ZM195 91H196V90H195ZM212 91H214V90H212ZM245 91H246V90H245ZM254 91H255V90H254ZM258 91H259V90H258ZM32 92H33V91H31V93H32ZM35 92H36V90H35ZM44 92H48V90H47V91L44 90ZM67 92H68V91H67ZM154 92H156V91H154ZM154 92H153V93H154ZM167 92L169 93V90H168ZM175 92H176V91H175ZM183 92H184V91H183ZM260 92H262V91H260ZM15 93H16V92H15ZM26 93H27V92H26ZM51 93H52V92H51ZM51 93H50V94H51ZM70 93H71V92H70ZM144 93H146V89H145V92H144ZM147 93H150V92H147ZM147 93H146V94H147ZM158 93H159V92H158ZM163 93L165 94L164 90H163ZM176 93H177V92H176ZM192 93L194 94L195 92H192ZM256 93H257V92H256ZM23 94H24V93H23ZM29 94H30V91H29ZM29 94H28V95H29ZM62 94H63V93H62ZM62 94H61V95H62ZM68 94H69V92H68ZM102 94H103V93H102ZM106 94H107V92H106ZM132 94H133V93H132ZM136 94H137V93H136ZM146 94H145V95H146ZM164 94H163V95H164ZM193 94L190 93L191 96H193ZM259 94H260V93H259ZM21 95H22V94H21ZM21 95H20V96H21ZM26 95H27V94H26ZM28 95H27V96H28ZM32 95H33V93H32ZM61 95H60V96H61ZM63 95H64V94H63ZM66 95H67V94H66ZM70 95H71V94H70ZM100 95H101V94H100ZM104 95H105V94H104ZM109 95H110V94H109ZM153 95H154V94H153ZM159 95H160V94H159ZM159 95H158V96H159ZM178 95H179V94H178ZM180 95H182V94H180ZM190 95H185V96H186V98H187V96H189V98H190V97H191ZM195 95H197V93H196ZM198 95L201 96L200 94H198ZM205 95H206V93H205ZM220 95H221V94H220ZM64 96H65V95H64ZM67 96H68V95H67ZM89 96H92V95H89ZM98 96H99V95H98ZM110 96H111V95H110ZM130 96H135V94H134V95H130ZM142 96H144V95H142ZM142 96L140 97V99L142 98ZM150 96H151V94H150ZM156 96H157V95H156ZM185 96H184V97H185ZM23 97H24V96H23ZM25 97H26V96H25ZM42 97H43V96H42ZM69 97H70V96H69ZM72 97H73V95H72ZM102 97H103V99H104V96H102ZM135 97H136V96H135ZM135 97H134V98H135ZM177 97H178V96H177ZM184 97H183V98H184ZM195 97H196V96H195ZM214 97H215V96H214ZM227 97H228V96H227ZM12 98H13V97H12ZM21 98H22V97H21ZM59 98L62 99V97H59ZM63 98H64V97H63ZM76 98H77V97H75L74 99H76ZM78 98H80V97H78ZM78 98H77V99H78ZM81 98H82V97H81ZM84 98H85V96H84ZM108 98H109V97H108ZM124 98H125V97H124ZM144 98H146V96L143 97V99H144ZM151 98H152V97H151ZM186 98H185V99H186ZM197 98H198V96H197ZM199 98H200V97H199ZM203 98H204V97H202V99H203ZM231 98H232V97H231ZM262 98H263V97H262ZM27 99H28V98H27ZM70 99H71V98H70ZM72 99H73V98H72ZM89 99H90V98H89ZM103 99L101 98V101H102ZM105 99H106V97H105ZM119 99H120V98H119ZM132 99H133V98H132ZM135 99H136V98H135ZM180 99H181V98H180ZM185 99H183V100L185 101ZM191 99H192V98H191ZM234 99H235V98H234ZM238 99H240V98H238ZM1 100H2V99H1ZM10 100H11V99H10ZM12 100H13V99H12ZM79 100H80V99H79ZM92 100H93V99H92ZM95 100H96V99H95ZM111 100H112V99H111ZM111 100H110V101H111ZM113 100H114V99H113ZM115 100H116V98H115ZM127 100H129V99H127ZM138 100H139V99H136V101H138ZM149 100H151V99L149 98ZM159 100H160V99H159ZM175 100H176V99H175ZM178 100H179V98H178ZM178 100H177V103L174 104L175 106H176V104H178ZM186 100H187V99H186ZM194 100H195V99H194ZM199 100H200V99H199ZM205 100H206V99H205ZM213 100H214V99H213ZM227 100H228V98H227ZM230 100H231V99H230ZM242 100H245V99H242ZM261 100H262V99H261ZM261 100H260V101H261ZM5 101H7V100H5ZM5 101H4V102H5ZM40 101H41V100H40ZM42 101L44 102V100H42ZM84 101H85V100H84ZM84 101H83V102H84ZM96 101H97V100H96ZM104 101H106V100H104ZM140 101H141V100H140ZM142 101H143V100H142ZM161 101L163 102L162 99H161ZM172 101H174V100H172ZM188 101H189V100H188ZM255 101H256V100H255ZM0 102H1V104H3L2 101H0ZM7 102H8V101H7ZM55 102H56V101L51 102V104H52V103H55ZM65 102H66V101H65ZM99 102H100V101H99ZM130 102H131V101H130ZM133 102H134V101H133ZM143 102H144V104H145V101H143ZM143 102H142V103H143ZM148 102H149V101H148ZM162 102H159V101H158V104L155 103V105H159V103L161 104ZM174 102H176V101H174ZM211 102L213 103V101H211ZM218 102H219V101H218ZM30 103H31V102H30ZM34 103H35V102H34ZM37 103H38V102H36V104H37ZM44 103H45V102H44ZM61 103H62V102H61ZM76 103H78V101H77ZM76 103H75V104H76ZM101 103H102V102L98 103L97 106H99V104H100V106H101ZM124 103H126V101H125ZM137 103H138V102H137ZM150 103H151V102H150ZM166 103H167V102H166ZM166 103H165V104H166ZM168 103H170V102H168ZM168 103H167L168 106L165 105V104L163 105V103H162V105H163L164 107H165V106L169 107V104H168ZM180 103H181V101H180ZM182 103L185 104V102H183V101H182ZM212 103H211V104H212ZM242 103H244V102H242ZM254 103L256 104V102H254ZM6 104H8V103H6ZM9 104H10V103H9ZM55 104H57V103H55ZM63 104H64V103H63ZM78 104H79V103H78ZM117 104H118V103H117ZM147 104H148V103H147ZM151 104H152V103H151ZM151 104H149V105H151ZM153 104H154V103H153ZM170 104H172V103H170ZM184 104H183V105H184ZM188 104H189V102H188ZM204 104H205V103H204ZM216 104H217V103H216ZM228 104H229V103H228ZM228 104H227V105H228ZM233 104H234V102H233ZM250 104H251V102H250ZM261 104H263V103H261ZM72 105H73V104H72ZM72 105H71V107H72ZM127 105H128V104H127ZM129 105H130V104H129ZM140 105H141V104H140ZM140 105H139V107H140ZM174 105H172V107H173ZM181 105H182V104H181ZM181 105H180V106H176V107L174 106V109L176 108V111L179 110L178 107L180 108ZM185 105H186V104H185ZM209 105H210V104H209ZM221 105H222V103H221ZM227 105L225 104L224 106L227 107ZM245 105H246V104H245ZM257 105H258V103H257ZM34 106H35V105H34ZM39 106H40V105H39ZM39 106H38V107H39ZM56 106H57V105H56ZM63 106H66V108H67V105H63ZM97 106H96V108H97ZM100 106H99V107H100ZM132 106H134V105H132ZM144 106H145V105H144ZM144 106H142V107H144ZM210 106H211V105H210ZM218 106H220V105L217 104V107H218ZM236 106H237V105H236ZM263 106H264V104L262 105V107H263ZM0 107H1V106H0ZM12 107H13V106H12ZM12 107H11V108H12ZM38 107H37V108H38ZM76 107H77V106H76ZM91 107H92V106H91ZM139 107H138V108L136 107V108L139 109ZM142 107H141V108H142ZM148 107H150V106H148ZM160 107H161V106H160ZM160 107H159V110L161 111V109H162L163 107H161V109H160ZM172 107H170V108H172ZM204 107H205V106H204ZM213 107H214V106H213ZM215 107H216V105H215ZM215 107H214V109H215ZM231 107H232V106H231ZM5 108H6V106H5ZM59 108H60V107H59ZM126 108H127V107H126ZM240 108H241V107H240ZM6 109H8V106H7ZM99 109H100V108H99ZM99 109H98V111H99ZM108 109H109V108H108ZM110 109H111V108H110ZM132 109H133V108H132ZM154 109H155V108H154ZM154 109H152V110H154ZM163 109H164V108H163ZM174 109H173V110H174ZM184 109H185V108H184ZM223 109H224V108H223ZM229 109H230V108H229ZM231 109H232V108H231ZM259 109L261 110V107H260ZM59 110H60V109H59ZM94 110H95V109H94ZM102 110H103V109H102ZM102 110H101L100 112H98V114L101 113ZM104 110H105V108H104ZM104 110H103V111H104ZM123 110L125 111L126 109L124 108ZM155 110H157V108H156ZM155 110H154V112H155ZM167 110H169V109H167ZM167 110H166V111H167ZM226 110H228V109H226ZM241 110H242V109H241ZM241 110H240V112H241ZM1 111H2V110H1ZM3 111H4V109H3ZM11 111H12V110H11ZM77 111H78V110H77ZM77 111H76V112H77ZM80 111H81V112H84V111H82V110H79V111H78L79 114H80ZM89 111H90V110H89ZM92 111H93V109L91 110V112H92ZM181 111H182V110H181ZM242 111H244V110H242ZM263 111H264V110H263ZM12 112H13V111H12ZM53 112H54V111H53ZM56 112H57V111H56ZM60 112H62V111H60ZM87 112H88V111H87ZM87 112H86V113H87ZM127 112H128V111L126 110V113H125V114H127ZM134 112H135V109H134ZM173 112H175V111H173ZM184 112H185V111H184ZM233 112H234V111H233ZM238 112H239V111H238ZM259 112H260V111H259ZM33 113L36 114L35 112H33ZM92 113H93V112H92ZM92 113H91V115H92ZM177 113L179 114V112H176V114H177ZM187 113H188V115H189L190 111H189V112L187 111L186 114H187ZM192 113H193V112H192ZM192 113H191V114H192ZM37 114H38V113H37ZM47 114H48V112H47ZM47 114H46V115H47ZM53 114H54V113H53ZM55 114H57V113H55ZM105 114H106V112H105ZM105 114H104V115H105ZM186 114H185V115H186ZM191 114H190V115H191ZM262 114H263V113H262ZM28 115H29V114H28ZM32 115H33V114H32ZM57 115H58V114H57ZM57 115H56V116H57ZM99 115H101V114H99ZM99 115H96V117L99 116ZM107 115H108V114H107ZM128 115H129V114H128ZM2 116H3V115H2ZM22 116H25V115H22ZM29 116H30V115H29ZM29 116H28L27 118H29ZM33 116H34V115H33ZM33 116H32V120L36 117V115H35L34 118H33ZM48 116H49V115H48ZM88 116H89V115H88ZM102 116H103V115H101L100 117L102 118ZM130 116H131V115H130ZM152 116H153V114H152ZM154 116H155V118H156V115H154ZM160 116H161V115H160ZM245 116H246V115H245ZM25 117H26V116H25ZM30 117H31V116H30ZM45 117H46V116H45ZM58 117H59V115H58ZM89 117H90V116H89ZM103 117H104V116H103ZM106 117H107V116H106ZM108 117H109V116H108ZM116 117H117V116H116ZM125 117H126V116H125ZM147 117L149 118V116H147ZM161 117H162V116H161ZM188 117L190 118V116H188ZM4 118H5V117H4ZM23 118H24V117H23ZM62 118H63V117H62ZM98 118H99V117H98ZM114 118H115V117H114ZM121 118H123V117H121ZM129 118H130V117H129ZM129 118H128V119H129ZM131 118H132V116H131ZM162 118H164V116H163ZM162 118H160V119H162ZM189 118H187V120H188ZM192 118H193V117H192ZM192 118H191V119H192ZM194 118H196V117H194ZM242 118H243V116H242ZM242 118H239V119L242 120ZM6 119H8V118H6ZM6 119H4L3 121H5ZM64 119H65V118H64ZM66 119H67V118H66ZM69 119H71V118H69ZM69 119H67V120H69ZM95 119H96V118H95ZM118 119H120L119 116H118ZM140 119H141V117H140ZM167 119H171L170 116H169ZM191 119H190V121H191ZM229 119H230V118H229ZM233 119H235V116L233 117ZM236 119H237V118H236ZM0 120H1V119H0ZM11 120H12V119H11ZM74 120H75V119H74ZM89 120H90V119H89ZM91 120H93V119H91ZM115 120H116V118H115ZM115 120H114V121H115ZM194 120H196V119H194ZM197 120H198V119H197ZM199 120H200V119H199ZM245 120H246V118H245ZM6 121H7V120H6ZM8 121L10 122V119H9ZM27 121H29V120H27ZM30 121H31V119H30ZM60 121H61V120H60ZM69 121H71V120H69ZM95 121H96V120H95ZM125 121H126V118H125ZM130 121H131V120H130ZM137 121H138V120H137ZM137 121H136V122H137ZM144 121H145V120H144ZM152 121H153V120H152ZM160 121H161V120H160ZM168 121H169V120H168ZM174 121H175V120H174ZM174 121H173V123H175ZM182 121H183V120H182ZM190 121H189V122H190ZM243 121H244V119H243ZM0 122H1V121H0ZM12 122H13V121H12ZM53 122H54V121H53ZM57 122H58V120H57ZM61 122H62V121H61ZM61 122H58V123H61ZM63 122H64V121H63ZM63 122H62V123H63ZM66 122H67V121H66ZM89 122H91V121H89ZM111 122H112V121H111ZM128 122H129V120H128ZM134 122H135V121H134ZM141 122H142V121H141ZM141 122H140V123H141ZM148 122H150V119H149ZM164 122H165V121H164ZM166 122H167V121H166ZM184 122H185V121H184ZM189 122H187V123H189ZM14 123H15V122H14ZM25 123H26V122H25ZM25 123H23V124H25ZM74 123H75V122H74ZM132 123H133V122H132ZM170 123L172 124V122H170ZM181 123H183V122H181ZM185 123H186V122H185ZM190 123H191V122H190ZM192 123H193V121H192ZM209 123H210V122H209ZM213 123H214V122H213ZM2 124H4V123H2ZM5 124H6V123H5ZM23 124H21L20 126H22ZM55 124H56V123H55ZM76 124H77V123H76ZM90 124H92V123H90ZM94 124H95V123H94ZM94 124H92V125H94ZM97 124H100V122L98 121ZM101 124H102V123H101ZM124 124H126V123H124ZM129 124H131V122H130ZM138 124H139V122H138ZM150 124H151V123H150ZM150 124H149V125H150ZM165 124H166V123H165ZM167 124H168V123H167ZM205 124H207V123H205ZM11 125H12V124H11ZM14 125H16V124H14ZM25 125H26V127H27L28 124H25ZM25 125H24V127H25ZM40 125H41V124H40ZM40 125H39V126H40ZM58 125H59V124H58ZM126 125H127V124H126ZM140 125H141V124H140ZM140 125L137 126V127L139 128ZM147 125H148V124H147ZM160 125H161V124H160ZM163 125H164V123H163ZM163 125H161V126H163ZM176 125H178V124L176 123ZM181 125H182V124H181ZM185 125H186V124H185ZM12 126H13V125H12ZM12 126H11V127H12ZM20 126H19V127H20ZM28 126H29V125H28ZM59 126H61V125H59ZM66 126H67V125H66ZM94 126L97 127V126H99V125H94ZM101 126H102V125H101ZM101 126H100V127H101ZM168 126H170V125H168ZM212 126H213V125H212ZM14 127H15V126H14ZM22 127H23V126H22ZM26 127H25V128H26ZM30 127H31V126H30ZM37 127H38V126H37ZM47 127H48V126H47ZM52 127H53V126H52ZM52 127H51V128H52ZM103 127H104V126H103ZM103 127H102V128H103ZM110 127H111V126H109V128H110ZM142 127H143V124H142ZM155 127H156V129H157V126H155ZM158 127H159V126H158ZM178 127H180V126H178ZM178 127H177V128H178ZM183 127H184V126H183ZM252 127H254V126L252 125ZM4 128H5V127H4ZM25 128H24V131L26 130ZM51 128L49 129L48 132H50V130H52ZM105 128H106V127H105ZM107 128H108V127H107ZM109 128H108L107 131H109V130L112 129L113 127L110 128V129H109ZM160 128H162V127H160ZM160 128H158V129L160 130ZM168 128H169V127H168ZM168 128H167V130H169ZM7 129H8V128H7ZM56 129H57V128H56ZM97 129H98V128H97ZM140 129H141V128H140ZM143 129H147L146 126L143 127ZM158 129H157V131H158ZM162 129H163V128H162ZM222 129H223V128H222ZM251 129H252V128H251ZM258 129H259V128H258ZM0 130H2V129H0ZM19 130L21 131V129H19ZM19 130H18V131H19ZM29 130H30V128H29ZM53 130H54V131H52V132H57V130H55V129H53ZM104 130H105V129H104ZM104 130H103V131H104ZM113 130H114V128H113ZM118 130H119V128H118ZM118 130H117V132H119ZM171 130H172V129H171ZM220 130H221V129H220ZM242 130H243V129H242ZM242 130H240V132H241ZM3 131H4V130H3ZM3 131H2V132H3ZM6 131H8V130H6ZM16 131H17V130H16ZM16 131H15V129H14V132H15V133H16ZM18 131H17V133H18L17 135H22V134H21L22 132L19 134ZM22 131H23V128H22ZM27 131H28V128H27ZM27 131H25V133H26ZM89 131H90V130H89ZM93 131H95V127H94V130H93ZM93 131H91V132L93 133ZM105 131H106V130H105ZM110 131H112V130H110ZM120 131H121V133H122V130H121V129H120ZM141 131H142V130H141ZM151 131L153 132V130H151ZM169 131H170V130H169ZM244 131H246V130H244ZM250 131H251V130H250ZM0 132H1V131H0ZM8 132H10V131H8ZM11 132H12V129H11ZM11 132H10V133H11ZM52 132H50V134H52ZM59 132H60V130H59ZM61 132H62V130H61ZM67 132H68V134H69V131H66V136H67ZM100 132H101V131H100ZM100 132H98V133H100ZM112 132H113V131H112ZM115 132H116V131H114L113 133H115ZM124 132H125V130H124ZM124 132H123V133H124ZM126 132H127V131H126ZM155 132H156V131H155ZM155 132L152 134V136L155 134ZM167 132H168V131H167ZM251 132H252V131H251ZM10 133H7V134H10ZM12 133H13V132H12ZM12 133H11V135H8V136H12V135H13ZM25 133L23 132V134H25ZM27 133H28V132H27ZM95 133H96V132H95ZM95 133H94V134H95ZM103 133H104V132H103ZM146 133H147V132H146ZM168 133H169V132H168ZM174 133H175V132H174ZM174 133H172V134H174ZM187 133H188V132H187ZM241 133H243V132H241ZM4 134H5V133H4ZM4 134H3V136H4ZM36 134H37V133H36ZM42 134H43V132H42ZM45 134L48 135V133H46V132H45ZM50 134H49V135H50ZM60 134H61V133L58 134L59 137H60ZM62 134H63V133H62ZM75 134H77V133H75ZM106 134H107V133H106ZM118 134H119V133H118ZM125 134H126V133H125ZM140 134H142V132H141ZM148 134H150V133L148 132ZM247 134H248V133H247ZM1 135H2V134H1ZM38 135H39V134H38ZM47 135H45V136H47ZM55 135H56V133H55ZM55 135H54V136H55ZM58 135H56L55 137L58 138ZM64 135H65V134H64ZM70 135H71V134H70ZM70 135H69V136H70ZM90 135H91V133H90ZM95 135H96V134H95ZM95 135H94V136H95ZM97 135H98V134H97ZM115 135H117V133H115ZM115 135H114V136H115ZM131 135H132V134H131ZM133 135H134V134H133ZM142 135H143V134H142ZM180 135H182V134H180ZM14 136H15V135H14ZM24 136H25V135H24ZM26 136H27V135H26ZM42 136H43V135H42ZM45 136H44V137H45ZM54 136H53V137H54ZM62 136H63V135H62ZM72 136H73V140H74V134H73ZM99 136H101V135H99ZM99 136H98V137H99ZM111 136H112V134H111ZM114 136H113V137H114ZM122 136H123V135H122ZM122 136H121L120 138H122ZM140 136H141V135H140ZM140 136H139V137H140ZM143 136H145V135H143ZM184 136H185V135H184ZM242 136H243V135H242ZM4 137H5V136H4ZM6 137H7V135H6ZM32 137H34V136H32ZM49 137H50V136H49ZM80 137H82V136H80ZM88 137L91 138V137H93V136H88ZM98 137H97V138H98ZM10 138H11V137H10ZM12 138H13V137H12ZM16 138H20V137L18 136V137H16ZM16 138H15L14 140H15V144L17 145V143H19L18 141H20V140H19V139L17 140ZM25 138H26V137H25ZM25 138H24V139H21V138H20V139L23 141V142L21 141L22 143H25V142H24V141H25ZM57 138H55V139H57ZM65 138H66V137H65ZM69 138H70V137H69ZM71 138H72V137H71ZM82 138H83V137H82ZM94 138H95V137H94ZM120 138H119V139H120ZM6 139H7V138H6ZM48 139H49V138H48ZM52 139H53V138H52ZM52 139H51V140H52ZM60 139H61V138H60ZM77 139H78V137H77ZM84 139H85V135H84ZM87 139H88V138H87ZM101 139H102V138H101ZM133 139H135V137H133ZM234 139H235V138H234ZM4 140H5V139H4ZM62 140H65V139L62 137ZM68 140H69V139H68ZM88 140H89V139H88ZM90 140H92V139H90ZM97 140H98V139H97ZM102 140L105 141L104 139H102ZM115 140H117V136H116V139H115ZM138 140H140V138H139ZM246 140H248V139H246ZM7 141H8V140H7ZM16 141H17V143H16ZM60 141H61V140H59V141L57 140L56 142H60ZM65 141H66V140H65ZM85 141H86V140H85ZM85 141H83V142H85ZM99 141H100V140H99ZM109 141L111 142L110 139H109L108 141H106V142L108 143ZM146 141H147V140H146ZM146 141H145V142H146ZM225 141H226V140H225ZM232 141H233V140H232ZM251 141H253V140H251ZM256 141H257V140H256ZM13 142H14V141H13ZM47 142H48V141H47ZM61 142H62V141H61ZM61 142H60V143H61ZM66 142H68V141H66ZM93 142H94V140H93ZM95 142H96V141H95ZM95 142H94V143H95ZM100 142H101V141H100ZM110 142H109V143H110ZM112 142H113V141H112ZM112 142H111V143H112ZM114 142H115V141H114ZM114 142H113L112 144H114ZM123 142H125V141H123ZM123 142H122V143H123ZM147 142H148V141H147ZM245 142H246V141H245ZM245 142H244V143H245ZM4 143H5V142H4ZM8 143H10V140H9ZM8 143H7V144H8ZM54 143H55V141H54ZM54 143L49 142L50 145H51V144H54ZM88 143H89V142H88ZM91 143H92V142H91ZM91 143H90V145L93 144V143H92V144H91ZM104 143H105V142H104ZM104 143H103V144H104ZM120 143H121V142L118 143V141H117V144L120 145ZM150 143H151V142H150ZM221 143H222V141H221ZM223 143H225V142L223 141ZM246 143H247V142H246ZM246 143H245V144H246ZM248 143H249V142H248ZM251 143H252V142H251ZM262 143H263V142H262ZM13 144H14V143H13ZM13 144H12V145H13ZM25 144H27V143H25ZM63 144H64V143H63ZM65 144H66V143H65ZM96 144H97V143H96ZM99 144H100V143H99ZM105 144H106V143H105ZM105 144H104V145H105ZM112 144H111V148L109 147L111 150H112V147H113ZM115 144H116V143H115ZM132 144H133V143H132ZM135 144H136V143H135ZM257 144H258V142H257ZM260 144H261V143H260ZM260 144H259V145H260ZM9 145H10V144H9ZM16 145H15V146H16ZM39 145H40V144H39ZM41 145H42V144H41ZM58 145H59V143H57V146H58ZM61 145H62V144H61ZM70 145H71V143H70ZM70 145H69V143L67 144L68 147H70ZM72 145H73V144H72ZM90 145L88 144L89 147H90ZM100 145H101V144H100ZM106 145H108V144H106ZM109 145H110V144H109ZM144 145H145V143H144ZM149 145H150V144H149ZM219 145H220V143H219ZM259 145H258V146H259ZM6 146H7V145H6ZM24 146H25V145H24ZM36 146H37V145H35V147H36ZM80 146H81V145H80ZM88 146L86 145L85 148L88 149V148H87ZM92 146H93V145H92ZM138 146H139V145H138ZM221 146H222V145H221ZM247 146H249V144H247ZM253 146H255V141H254ZM258 146H257L256 148H259V147H260V146H259V147H258ZM263 146H264V145H263ZM10 147H11V146H10ZM28 147H30V146L28 145ZM53 147H54V145H53ZM55 147H56V145H55ZM60 147H62V146H60ZM60 147H59V148H60ZM64 147H65V146H64ZM81 147H82V146H81ZM101 147H102V146H101ZM107 147H108V146H107ZM129 147H130V145H129ZM135 147H136V145H135ZM145 147H146V145H145ZM217 147H218V146H217ZM261 147H262V146H261ZM11 148H12V147H11ZM32 148H34V147H32ZM71 148H72V147H71ZM75 148L78 149L79 147H75ZM75 148H73V149L75 150ZM85 148H84V149H85ZM102 148H103V147H102ZM102 148H101V149H102ZM109 148H108V149H109ZM122 148H124V147H122ZM125 148H126V147H125ZM215 148H216V147H215ZM1 149H2V148L0 147V150H1ZM7 149H8V148H7ZM24 149H26V147H25ZM67 149H68V148H67ZM73 149H71V150H73ZM84 149H81V150H84ZM101 149L99 148V150H101ZM103 149H104V148H103ZM103 149H102V150H103ZM108 149H107V152H106V153H110V155H111V150L109 149L110 151L108 152ZM120 149H121V148H119V150H120ZM129 149H130V148H129ZM243 149H244V148H243ZM13 150H15V149H13ZM20 150H21V149H20ZM41 150L44 151V152L48 151V150H45L44 148L41 149ZM58 150H60V149H58ZM65 150H66V149H64V151H65ZM71 150H70V151H71ZM90 150H92L91 147H90ZM116 150H117L116 152H118V148H117ZM121 150H123V149H121ZM127 150H128V149H127ZM147 150H148V149H147ZM170 150H171V149H170ZM170 150H169V151H170ZM215 150H216V149H215ZM247 150H248V149H247ZM261 150L264 151L263 148H262ZM9 151H10V148H9ZM21 151H22V150H21ZM21 151H20V153H21ZM36 151H37V150H36ZM56 151H57V150H56ZM70 151L67 150V152H70ZM78 151H79V150H78ZM105 151H106V150H105ZM112 151H113V150H112ZM140 151H141V150H140ZM144 151H145V149H144ZM169 151H168V153H169ZM217 151H218V150H217ZM244 151H245V150H244ZM1 152H2V151H1ZM4 152H5V150H4ZM4 152H3V153H4ZM13 152H14V151H13ZM13 152H12V153H13ZM15 152H16V151H15ZM40 152H41V151H39V153H40ZM49 152H51V150H50ZM62 152H63V150H62ZM62 152H61V153H62ZM80 152H84V151H80ZM80 152H79V153L77 152V154L80 155ZM89 152H90V151H89ZM93 152H95V150H94ZM97 152H98V151H97ZM102 152H104V151H102ZM138 152H139V151H138ZM146 152H148V151H146ZM161 152L164 153L165 150H164V151H161ZM161 152H160V153H161ZM9 153H10V152H9ZM9 153H8V154H9ZM22 153H23V152H22ZM31 153H32V152H31ZM41 153H42V152H41ZM54 153H55V152H54ZM57 153H60V152H57ZM61 153H60V154H61ZM65 153H66V152H65ZM65 153H63L62 156H64ZM73 153H74V152H73ZM104 153H105V152H104ZM104 153H103V154H104ZM113 153H114V152H113ZM113 153H112V155H113ZM143 153H145V152H143ZM149 153H150V151H149ZM153 153L155 154V152H153ZM160 153H157V154H160ZM165 153H166V152H165ZM4 154H5V153H4ZM8 154H7V155H8ZM16 154L19 155L18 152H17ZM44 154H45V153H44ZM52 154H53V153H52ZM60 154H58V156H61ZM66 154H67V153H66ZM92 154H93V153H92ZM92 154H91V155H92ZM103 154H102V155H103ZM13 155H14V154H13ZM41 155H42V154H41ZM45 155H46V154H45ZM54 155H55V154H54ZM83 155H84V156H83V157H84L83 159H85V153H84ZM95 155H96V154H94V156H95ZM106 155H107V154H106ZM114 155H116V154H114ZM118 155H119V152H118ZM168 155L170 156V154H168ZM211 155H212V154H211ZM246 155H247V154H246ZM26 156H27V155H26ZM33 156H34V155H33ZM37 156H38V155H37ZM37 156H36V157H37ZM58 156H57V158H55V159H58ZM67 156H69V155H67ZM71 156H72V155H71ZM89 156H90V155H89ZM96 156H97V155H96ZM98 156H100V155H98ZM107 156H108V155H107ZM120 156H123V154L120 155ZM227 156H228V155H227ZM243 156H245V155H243ZM22 157H23V156H22ZM31 157H32V156H31ZM39 157H40V156H39ZM41 157H42L43 160H44V156H41ZM41 157H40V158H41ZM45 157H46V156H45ZM81 157H82V155H81ZM102 157H103V156H102ZM102 157H101V158H102ZM105 157H106V156H105ZM113 157H114V156H113ZM113 157H112V158H113ZM117 157H118V156H117ZM124 157H125V155H124ZM124 157H122V159H123ZM228 157H229V156H228ZM240 157H241V156H240ZM32 158H33V157H32ZM32 158H30V160H31ZM59 158H60V157H59ZM68 158H70V157H68ZM73 158H74V157H73ZM73 158H72V159H73ZM87 158H88V157H87ZM95 158H96V157H95ZM95 158H94V159H95ZM99 158H100V157H99ZM107 158H108V157H107ZM232 158H233V157H232ZM238 158H239V157H238ZM242 158H243V157H242ZM20 159H21V158H20ZM34 159H36V158H34ZM70 159H71V158H70ZM90 159H91V158H90ZM90 159H88V160H90ZM104 159H106V158H104ZM109 159H110V158H109ZM122 159L120 158V160H118V159H117V160H118V162H119V161H121ZM124 159H125V158H124ZM172 159H173V158H172ZM223 159H224V158H223ZM245 159H246V158H245ZM38 160H39V159H38ZM47 160H48V159H47ZM59 160H60V159H59ZM66 160H68V159H66ZM66 160H64V163L66 162ZM73 160H74V159H73ZM79 160H80V159H79ZM79 160H78V161H79ZM85 160H86V159H85ZM85 160H84V161H85ZM88 160H87V161H88ZM113 160H115V159L113 158ZM127 160H128V157H127ZM238 160H239V159H238ZM251 160H252V158H251ZM254 160H255V159H254ZM262 160H263V158H262ZM16 161H19V160H16ZM21 161H23V159H21ZM21 161H20V162H21ZM27 161H28V160H27ZM27 161H26V159H25V162H26V163H27ZM32 161H33V160H32ZM32 161H31V162H32ZM41 161H42V160H41ZM61 161H62V160H61ZM96 161H97V160H96ZM98 161L100 162L101 160H98ZM98 161H97V162H98ZM110 161H111V160H110ZM257 161H258V160H257ZM260 161H261V159H260ZM260 161H259V162H260ZM34 162H35V161H33L32 163L34 164ZM45 162H49V161H45ZM45 162H44V163H45ZM62 162H63V161H62ZM88 162H91V160L88 161ZM88 162H87V163H88ZM173 162H174V161H173ZM8 163H9V162H8ZM21 163H22V162H21ZM29 163H30V161H29ZM38 163H42V162H40V160H39ZM38 163H37V164H38ZM44 163H43V164H44ZM75 163H77V162H75ZM75 163H74V165H75ZM80 163H81V162H80ZM87 163H84V164H87ZM114 163L117 165L116 161H115ZM27 164H28V163H27ZM43 164L40 165V166H43ZM68 164H70V163H68ZM90 164H91V163H90ZM95 164H96V163H95ZM120 164H121V162H120ZM255 164H256V166L258 167V165H257L256 162H255ZM9 165H10V164H9ZM87 165H88V164H87ZM87 165H86V166H87ZM209 165H212V168H213V165H214V164H211V163H210ZM209 165H208V167H209ZM253 165H254V164H253ZM259 165H260V164H259ZM86 166H85V167H86ZM88 166H89V165H88ZM88 166H87V167H88ZM91 166H93V165L91 164ZM91 166H90V169L93 170L92 168H93L94 166H93V167H91ZM96 166H98V165L96 164ZM214 166H215V165H214ZM261 166H262V165H261ZM261 166H260V168H261ZM29 167H30V166H29ZM80 167H82V169L84 168L83 166H80ZM216 167H217V166H216ZM216 167H215V169H216ZM251 167H254V166H251ZM7 168H9V167H8V164H7ZM7 168H5V169H7ZM48 168H49V167H48ZM138 168H139V167H138ZM212 168L209 167V169H212ZM75 169H76V168H75ZM77 169H78V168H77ZM86 169H87V168H86ZM86 169H85V170H86ZM261 169H262V168H261ZM85 170H83V171H85ZM88 170H89V169H88ZM91 170H89V172H90ZM203 170H204V169H203ZM207 170H208V169H207ZM5 171H6V170H5ZM29 171H30V170H29ZM54 171H55V170H54ZM54 171H53V172H54ZM208 171H209V170H208ZM250 171H251V170H250ZM250 171H249V172H250ZM258 171L260 172V169H258ZM258 171H255V170H254V173H255V172L258 173ZM25 172H26V171H25ZM91 172H92V171H91ZM198 172H199V171H198ZM206 172H207V171H206ZM247 172H248V171H247ZM59 173H60V172H59ZM113 173H114V172H113ZM123 173H125V172H123ZM123 173H122V174H123ZM252 173H253V171H252ZM56 174H58V172H57ZM107 174H109V173H107ZM118 174H119V173H118ZM122 174H119V175H122ZM224 174H225V173H224ZM59 175H61V174H59ZM89 175H90V174H89ZM101 175H102V174H101ZM103 175H104V174H103ZM201 175H202V174H201ZM207 175H209V173H207ZM214 175H215V174H214ZM216 175H217V174H216ZM216 175H215V177H216ZM243 175H246V174H243ZM243 175H242V176H243ZM249 175H251V174H249ZM8 176H11V175H8ZM106 176H107V175H106ZM108 176H110V175H108ZM108 176H107V177H108ZM123 176H124V175H123ZM203 176L205 177L206 175H203ZM203 176H202V177H203ZM209 176H210V175H209ZM211 176H212V175H211ZM220 176H221V175H220ZM255 176H256V175H255ZM255 176H252V178H255ZM56 177H57V176H56ZM112 177H114V176H112ZM199 177H200V175H199ZM199 177H197L198 180H199ZM212 177L214 178V176H212ZM243 177H244V176H243ZM9 178H10V177H8V179H9ZM58 178H59V176H58ZM208 178H209V177H208ZM213 178L211 179V181L213 180ZM257 178H258V177H257ZM110 179H111V178H110ZM201 179H202V178H201ZM206 179H207V178H206ZM249 179H250V178H249ZM79 180H80V179H79ZM79 180H78V181H79ZM202 180H203V179H202ZM202 180H201V181H202ZM207 180H208V179H207ZM207 180H206V182H207ZM8 181H9V180H8ZM78 181H77V182H78ZM80 181H81V180H80ZM213 181H214V180H213ZM219 181H220V180H219ZM11 182H12V179H11ZM74 182H76V181H74ZM204 182H205V179H204ZM206 182H205V183H206ZM217 182H218V181H217ZM227 182H228V181H227ZM252 182L254 183L253 179H252ZM12 183H13V182H12ZM205 183H204V185H208V184H205ZM220 183H222V182L220 181ZM229 183H230V182H229ZM13 184L15 185V183H13ZM13 184H12V185H13ZM23 184H24V182H23ZM29 184H30V183H29ZM46 184H47V182H46V180H45V183H44V184L42 183V185L45 187ZM56 184H57V183H56ZM56 184H55V185H56ZM225 184H226V182H225ZM255 184H256V183H255ZM14 185H13V186H14ZM37 185H40V184H37ZM209 185L211 186L212 183L210 182ZM209 185H208V186H209ZM216 185H217V184H216ZM223 185H224V183H223ZM228 185H229V184H228ZM240 185H241V184H240ZM20 186H23V185L20 184ZM24 186H26V183H25ZM24 186H23V187H24ZM30 186H35V185H30ZM43 186H42V187H43ZM127 186H128V185H127ZM220 186H221V185H220ZM224 186H225V185H224ZM224 186H223V187H224ZM18 187H19V186H17L16 188L18 189ZM23 187H21V188L23 189ZM46 187H47V189L49 188V186H47V185H46ZM46 187H45V188H46ZM53 187H55V186L53 185ZM101 187H102V185H101ZM226 187H227V186H226ZM228 187H229V186H228ZM19 188H20V187H19ZM36 188H37V187H36ZM39 188H40V187H39ZM39 188H38V189H39ZM55 188H56V187H55ZM206 188H207V187H206ZM208 188H209V187H208ZM210 188H211V187H210ZM261 188H262V187H261ZM28 189H29V188H28ZM33 189H34V188H33ZM41 189H42V188H41ZM41 189H40V190H41ZM47 189H46V190H47ZM56 189H57V188H56ZM58 189H59V188H58ZM34 190H35V189H34ZM44 190H45V189H44ZM49 190H50V188H49ZM115 190H116V189H115ZM120 190L122 191V188H120ZM215 190H216V189H215ZM218 190H219V189H218ZM218 190H217V191H218ZM248 190L250 191V189H248ZM260 190H261V189H260ZM260 190H258V192H259ZM13 191H14V190H13ZM18 191H19V192H22V191H20V189H18L16 192H18ZM23 191H24V190H23ZM32 191H33V190H32ZM32 191H31V192H32ZM35 191H36V190H35ZM35 191H33V192H35ZM38 191H39V190H37V193L40 192V191H39V192H38ZM41 191H43V189H42ZM65 191H66V190H65ZM208 191H209V190L207 189V190L204 191V192H207V193H208ZM249 191H248V192H249ZM263 191H264V190H263ZM16 192H14V193L16 194ZM26 192H27V191H26ZM26 192H25V193H26ZM49 192H51V191H49ZM57 192H58V191H57ZM57 192H56V193H57ZM116 192H117V190L115 191V193H114V192H113V193L116 195V194H118V193H116ZM204 192H203V193H204ZM213 192H214V191H213ZM35 193H36V192H35ZM52 193H53V192H52ZM214 193H215V192H214ZM219 193H220V192H219ZM18 194H20V195L22 196L21 193H17V195H18ZM23 194H24V193H23ZM27 194L29 195V193H27ZM63 194H64V193H63ZM211 194H212V193H211ZM211 194H210V197L212 196ZM216 194H218V192H216ZM220 194H221V193H220ZM17 195H15V196H17ZM20 195H19V196H20ZM24 195H25V194H24ZM24 195H23V196H24ZM34 195H37V194H34ZM34 195H32V196L34 197ZM55 195H56V194H55ZM55 195L53 194V196H55ZM90 195H91V194H90ZM90 195H88V196H90ZM97 195H98V194H97ZM119 195H120V194H119ZM119 195H118V197H119ZM122 195H124V194H122ZM213 195H215V194H213ZM231 195H232V193H231ZM10 196H14V194H11ZM10 196H9V197H10ZM19 196H18V197H19ZM23 196H22V197H23ZM46 196H47V195H46ZM58 196H59V195H58ZM124 196H125V195H124ZM208 196H209V195H208ZM18 197H16V198L18 199ZM33 197H31V199H32ZM50 197H51V196H50ZM64 197H65V196H64ZM206 197H207V196H206ZM262 197H263V196H262ZM0 198H1V197H0ZM46 198H47V197H46ZM58 198H61V197L59 196ZM58 198H56V199H58ZM66 198H67V197H66ZM211 198H212V197H211ZM222 198H223V197H222ZM7 199H9V198H7ZM13 199H14V198H13ZM17 199H16V200H13V202H14V201L16 202ZM20 199H21V200H24V199H27V197L25 196L24 198H20ZM20 199H18V200L20 201ZM49 199H51V198H49ZM207 199H208V197H207ZM207 199H205V201H206ZM11 200H12V199H11ZM27 200H28V199H27ZM51 200H52V199H51ZM63 200H64V199H63ZM198 200H199V199H198ZM215 200H216V198H215ZM250 200H251V198H250ZM257 200H258V199H257ZM259 200H260V199H259ZM9 201H10V199L8 200V202H9ZM19 201H18V202H19ZM25 201H26V200H24L23 202L26 203L27 201H26V202H25ZM29 201H30V200H29ZM185 201H186V200H185ZM203 201H204V200H203ZM48 202H49V200H48ZM63 202H64V204H65L66 200L63 201ZM168 202H169V201H168ZM183 202H184V201H183ZM189 202H190V201H189ZM191 202H193V201H191ZM208 202H209V201H208ZM254 202H255V201H254ZM9 203H10V202H9ZM24 203H23V207H24ZM29 203H30V202H29ZM44 203H45V202H44ZM61 203H62V202H61ZM171 203H173V202H171ZM177 203H178V202H177ZM177 203H176V204H177ZM179 203H180V202H179ZM209 203H210V202H209ZM209 203H208V204H209ZM216 203H217V202H216ZM220 203H221V202H220ZM18 204H19V203H18ZM30 204H31V203H30ZM42 204H43V203H42ZM45 204H47V203H45ZM49 204H50V206H51L52 202L49 203ZM53 204H54V203H53ZM69 204H70V203H69ZM71 204H73V203H71ZM163 204H164V203H163ZM163 204H161V205H163ZM169 204H170V202H169ZM185 204H186V202H185ZM189 204H190V203H189ZM195 204H196V201H195ZM211 204H212V203H211ZM211 204H209V205H211ZM9 205H11V204H9ZM27 205H29V204H27ZM33 205H34V204H33ZM40 205H41V204H40ZM177 205H178V204H177ZM179 205H181V203H180ZM182 205H183V204H182ZM192 205H194V204H192ZM196 205H197V204H196ZM219 205H220V204H219ZM255 205H257V204H255ZM255 205H254V206H255ZM1 206H2V204H1ZM34 206H35V205H34ZM38 206H39V205H38ZM38 206H37V208H38ZM41 206H43V205H41ZM41 206H40V207H41ZM44 206H45V205H44ZM54 206H55V205H54ZM65 206H66V204H65ZM69 206H70V205H69ZM93 206H95V205H93ZM103 206H104V205H102V206H101L102 208H101V207H100V208L103 209ZM183 206H184V205H183ZM183 206H182V207H183ZM186 206H188V209L191 210V208H189V205H188V204L185 205V207H186ZM197 206H198V205H197ZM206 206L208 207V205H206ZM10 207H11V206H10ZM17 207H18V206H17ZM56 207H58V206L56 205ZM98 207H99V206H98ZM161 207H162V206H161ZM177 207H178V206H177ZM182 207L180 206V208H178V210L181 209ZM195 207H196V206H195ZM210 207H211V206H210ZM2 208H3V207H2ZM37 208H36V210H37ZM46 208H48V207L46 206L45 209H46ZM51 208H52V207H51ZM68 208H69V207H68ZM100 208H98V211H99ZM168 208H170V207H168ZM168 208H167V209H168ZM197 208L199 209V207H197ZM202 208H203V207H202ZM202 208H201V209H202ZM215 208H216V206L214 207V210H215ZM24 209H26V208H24ZM32 209H35V208H32ZM41 209H42V208H41ZM41 209H40V210H41ZM62 209H63V208H62ZM95 209H96V211H97L96 206H95ZM155 209H156V211H159L158 209H160V208H155ZM161 209L163 210V209H165V207H164V208H161ZM161 209H160V211H161ZM172 209H173V206H172ZM188 209H187V210L185 209V210H186V211H185L184 208H183L182 210H184L185 212H187ZM207 209H208V208H207ZM210 209L213 210L212 208H210ZM3 210H4V209H3ZM58 210H59V209H58ZM58 210H57V211H58ZM93 210H94V209H93ZM103 210H104V209H103ZM105 210H107V209L105 208ZM109 210H110V209H109ZM109 210H107V211H109ZM119 210H120V209H119ZM176 210H177V209H176ZM176 210H175V211H176ZM190 210H189V213H191ZM1 211H2V210H1ZM12 211H13V210H12ZM71 211H72V210H71ZM96 211H95V212L93 211V213H94L93 215H96V216L98 217V215L96 214L98 211H97V212H96ZM107 211H105V213H106ZM110 211H111V210H110ZM112 211H114V210H112ZM112 211H111V212H112ZM153 211H154V210H153ZM192 211H193V210H192ZM263 211H264V210H263ZM263 211H262V213H263ZM13 212H14V211H13ZM16 212H17V211H16ZM46 212H47V211H46ZM55 212H56V210H55ZM59 212H60V211H59ZM90 212H91V211H90ZM90 212H88V213L91 214ZM101 212H102V211H99V213H101ZM111 212L109 213L110 216H111V214H114V212H113V213H111ZM162 212L164 213V211H162ZM165 212H166V211H165ZM182 212H183V211H181V213H182ZM209 212H210V211H209ZM259 212H260V211H259ZM20 213H21V212H20ZM22 213H23V212H22ZM22 213H21V214H18V215H22ZM56 213H57V212H56ZM71 213H72V212H71ZM105 213H104V214H105ZM156 213H157V212H156ZM166 213H169V211L166 212ZM174 213H175V212H174ZM176 213H177V211H176ZM7 214H8V213H7ZM14 214H15V213H14ZM23 214H24V213H23ZM50 214H51V213H50ZM50 214H49V215H50ZM52 214H53V211H52ZM72 214H73V213H72ZM107 214H108V213H107ZM146 214H147V213H146ZM151 214H152V213H151ZM151 214H150V215H151ZM170 214L172 215L173 213L171 212ZM201 214H202V213H201ZM203 214H204V213H203ZM203 214H202V215H203ZM205 214H206V213H205ZM248 214H249V213H248ZM9 215H10V214H9ZM61 215H62V214H61ZM102 215H103V214L99 215L98 219H99V218L101 219L100 216H102ZM150 215H147L149 218H148L147 216H146V217H147L148 219H150L152 222H153V220H154V222H155V220H156L157 217H156L155 219H153ZM156 215H157V214H156ZM156 215H155V216H156ZM180 215H184V214H180ZM180 215H179V216H180ZM187 215H188V214H187ZM202 215H201V217L198 215L200 219L202 218ZM206 215H207V214H206ZM208 215H209V213H208ZM24 216H25V215H24ZM26 216H27V215H26ZM51 216H52V215H51ZM104 216H108V215L105 214ZM110 216H109V217H110ZM172 216H174V218H177V216H175V215H172ZM210 216H211V215H209V217H210ZM13 217H14V216H13ZM17 217H18V216H17ZM21 217H22V216H21ZM34 217H35V216H34ZM94 217H95V216H94ZM116 217H117V216H116ZM124 217H125V216H124ZM140 217H141L140 219L143 220V217H142V216H140ZM161 217H164V216H161ZM161 217H160V218H157V221H158V219H162ZM169 217H170V216H169ZM204 217H205V215H204ZM254 217H255V216H254ZM0 218H1V217H0ZM11 218H12V217H11ZM19 218H20V216H19ZM19 218H18V219H19ZM36 218H37V217H36ZM107 218H108V217H107ZM118 218H119V217H118ZM135 218H137V217H135ZM147 218H146V219H147ZM172 218H173V217H172ZM181 218H182V217H179V219H181ZM190 218H191V217H190ZM255 218H257V217H255ZM13 219H15V218H12V220H13ZM16 219H17V218H16ZM16 219H15V220H16ZM25 219H27V218H25ZM25 219H24V220H25ZM60 219H61V218H60ZM84 219H85V218H84ZM96 219H97V218H96ZM104 219H105V217H104ZM111 219H112V218H111ZM124 219H126V218H124ZM140 219H139V217H138L139 222L141 221ZM148 219H147V221H149ZM152 219H153V220H152ZM165 219H166V218H165ZM179 219H178V220H179ZM226 219H228V218H226ZM253 219H254V218H253ZM257 219H260V218H257ZM6 220H8V219H6ZM20 220H23V219H20ZM29 220H30V219H28V221H29ZM52 220H53V219H52ZM108 220H109V219H108ZM108 220L105 219L104 222H105V221H106V222H105L104 224H106V223L108 222ZM168 220H169L168 222H166V221H165V222H166V223H169V222H170V218H169ZM174 220H175V221H174ZM203 220H204V219H203ZM231 220H232V219H231ZM250 220H251V219H250ZM9 221H11V219H10ZM17 221H18V220L13 221V222H17ZM53 221H54V220H53ZM53 221H51V222H53ZM58 221H61V220H58ZM96 221H100V220H96ZM109 221H110L109 223H111V222L113 221V219H112V221H111V220H109ZM115 221H116V220H115ZM132 221H133V220H132ZM145 221H146V220H145ZM147 221H146V222H147ZM159 221H160V220H159ZM163 221H164V220H163ZM163 221L161 220L160 222H163ZM172 221L176 222V219H173ZM198 221H199V220H198ZM226 221H227V220H226ZM248 221H249V220H248ZM253 221H255V219H254ZM256 221H257V220H256ZM13 222H12V223H13ZM26 222H27V221H26ZM26 222H24V225H25ZM88 222H89V221H88ZM93 222H94L93 224H97V223H95V218H94V221H93ZM100 222L102 223V220H101ZM117 222H119V220H118ZM120 222H121V221H120ZM130 222H131V221H130ZM134 222H135V221H134ZM134 222H132V223H134ZM143 222H144V220H143ZM246 222H247V221H246ZM246 222H245V224H246ZM6 223H7V222H6ZM12 223H11V224H12ZM18 223L20 224V221H19ZM18 223H17V224H18ZM61 223H63V222H61ZM61 223L59 222V224L63 226V224H61ZM74 223H75V222H74ZM77 223H78V222H77ZM90 223H92V221L89 222L88 224H90ZM109 223L106 224V227L109 226V225H108ZM121 223H122V222H121ZM132 223H128V224H131V226L133 227ZM144 223H145V222H144ZM148 223H150V222H148ZM148 223H147V225H148ZM157 223H158V222H157ZM180 223H181V221H180ZM250 223H251V222H250ZM11 224H10V225H11ZM46 224H48V223H46ZM49 224H50V223H49ZM78 224H79V223H78ZM112 224H113V222H112L110 225H112ZM123 224H124V223H123ZM151 224H152V223H151ZM169 224H170V223H169ZM234 224H235V223H234ZM236 224H237V223H236ZM26 225H27V224H26ZM26 225H25V226H26ZM51 225H52V224H51ZM60 225L58 226V228L60 227ZM75 225H76V223H75ZM90 225H91V224H90ZM97 225H99V224H97ZM100 225H101V224H100ZM125 225H126V224H125ZM135 225H137V224H135ZM152 225L154 226L155 223L152 224ZM167 225H168V224H167ZM167 225H166V226H167ZM173 225H174V223H173ZM176 225H177V224H176ZM225 225H226V224H224L223 228L226 227ZM227 225H228V224H227ZM27 226H28V225H27ZM27 226H26V227H27ZM46 226H47V225H46ZM46 226H45V224H44V227H45V228H47ZM48 226H49V225H48ZM55 226H56V225H55ZM103 226H105V225H103ZM103 226H101V230H102ZM123 226H124V225H123ZM127 226H128V225H127ZM153 226H150V227H152L153 232H155V231H154V228H157L156 226H159V230H158V231H160V228H162V226H164V225L162 224V226H161V223H160V225H159V224H158V225H155L154 228H153ZM160 226H161V227H160ZM168 226H171V224L168 225ZM168 226H167V227H168ZM220 226H221V228H222V225H218L219 229H220ZM232 226H233V225H232ZM232 226H228V227L231 228ZM49 227H50V226H49ZM49 227H48V229H50ZM51 227L54 228L53 226H51ZM91 227H92V226H91ZM111 227H112V226H111ZM120 227H121V230L123 231V228L125 229L126 226L122 227V225H120V226L118 225V228H120ZM129 227H130V226H128V228H129ZM146 227H147V226H146ZM167 227H166V229H167ZM178 227H179V226H178ZM182 227H183V225H182ZM185 227H186V226H185ZM39 228H40V227H39ZM39 228H38V229H39ZM55 228H56V227H55ZM55 228H54V229H55ZM62 228H63V227H62ZM113 228H115V226H114ZM116 228H117V227H116ZM116 228H115V230H116ZM138 228H139V227H138ZM179 228H180V227H179ZM17 229H18V228L14 229V230H15V231H19V230H17ZM38 229H37L36 233L38 232ZM48 229H47V230H48ZM56 229H57V228H56ZM65 229H66V227H65ZM86 229H87V228H86ZM107 229H108V228H107ZM150 229H151V228H150ZM150 229L148 228V231H149ZM152 229H151V232H152ZM162 229H163V228H162ZM175 229H176V227H175ZM3 230H4V229H2V231L0 230V231H1L0 233H2ZM5 230H6V229H5ZM10 230H12V226H11ZM21 230H22V229H21ZM44 230H45V229H44ZM47 230H46V231H47ZM52 230H53V229H52ZM58 230H60V229H57L56 231H58ZM63 230H64V228H63ZM75 230H76V229H75ZM77 230H78V229H77ZM87 230H88V229H87ZM87 230H86V231H87ZM89 230H90V227H89ZM129 230H130V229H129ZM131 230H132V228H131ZM131 230H130V231H131ZM143 230H144V229H143ZM143 230H142V231H143ZM156 230H157V229H156ZM171 230L173 231L174 228L170 229V231H171ZM176 230H179V229H176ZM176 230H175L174 232H176ZM183 230H184V229H182V231H183ZM221 230H222V229H221ZM224 230H225V229H224ZM224 230H223V231H224ZM236 230H237V229H236ZM238 230H239V229H238ZM8 231H9V229L7 230V234H8ZM15 231H14V234L17 233V232H15ZM39 231H41V230H39ZM46 231H45V233H46ZM53 231H54V230H53ZM56 231H55V232H56ZM65 231H67V230H65ZM65 231H64V233H65ZM68 231H71V230H68ZM84 231H85V230H84ZM84 231L82 232V235H81V236H83V234H85ZM98 231H99V229H98ZM102 231H103V230H102ZM106 231H107V230H106ZM106 231H105V232H106ZM110 231H111V230H110ZM110 231H109V229H108V232H110ZM113 231H114V230H113ZM113 231H112V232H113ZM117 231H118V230H117ZM130 231H128V229H126V232L131 233ZM137 231H139V230H137ZM142 231H141V232H142ZM165 231H168V230H165ZM165 231H164L163 234L166 235V232H165ZM184 231H185V230H184ZM214 231H215V230H214ZM219 231H220V230H219ZM231 231H232V230H231ZM234 231H235V230H234ZM4 232H6V231H4ZM10 232H13V231H10ZM42 232H43V228H42ZM60 232H62V235L64 234L63 231H62V229H61ZM71 232H72V231H71ZM115 232H116V231H115ZM144 232H145V231H144ZM151 232H150V233H151ZM229 232H230V230L228 231V235H229ZM19 233H22V232L19 231ZM23 233L25 234V232H23ZM23 233H22V234H23ZM31 233H32V232H31ZM43 233H44V232H43ZM47 233H49V232H47ZM50 233H54V232H51V230H50ZM56 233H57V232H56ZM58 233H59V232H58ZM76 233H77V231H76ZM76 233H73V234L76 235ZM87 233H88V235H89L90 232L87 231ZM120 233H122V232H120ZM120 233H118V234L120 235ZM128 233H127V236L129 235ZM133 233H134V232H133ZM133 233H132V234H133ZM172 233H173V232H171L170 235H171ZM184 233H185V232H184ZM184 233H182V234H184ZM230 233H231V232H230ZM232 233H233V231H232ZM4 234H6V233H4ZM7 234H6V236H7ZM14 234L11 233L10 235H13V236L15 237ZM22 234H20L19 237H20ZM54 234H55V233H54ZM68 234L70 235V232H69ZM68 234H67V232H66V235H65V234H64V235H65V236H68ZM71 234H72V233H71ZM109 234L112 235V233H108V235H109ZM122 234L124 235V232H123ZM122 234H121V235H122ZM138 234H139V236H140V233H138ZM144 234H145V233H144ZM151 234H152V233H151ZM151 234H150V235H151ZM173 234L176 235L175 233H173ZM173 234H172V235H173ZM202 234H203V233H202ZM49 235H50V234H49ZM52 235H53V234H52ZM62 235L59 233V236H60V237H61ZM75 235H74V236H75ZM86 235H87V234H86ZM91 235H92V234H91ZM93 235H94V234H93ZM96 235H97V234H96ZM96 235H95V236H96ZM98 235H99V234H98ZM106 235H107V234H106ZM108 235H107V237H106V238H107L106 240H109V239H110V238L108 239ZM111 235H110V236H111ZM119 235H118V236H119ZM159 235H160V234H159ZM167 235H168V232H167ZM186 235H187V233L185 234L184 237H185V238H188L189 235H188V237H186ZM217 235H218V234H217ZM3 236H4V235H3ZM6 236H5V240L7 239ZM16 236H17V237H15L14 240H16V239L18 238V234H17ZM26 236H27V238H28L29 235H26ZM31 236H33V235L31 234ZM31 236H30V239H31ZM37 236H38V235L35 234V237H37ZM53 236H54V235H53ZM55 236H56V234H55ZM72 236H73V235H72ZM72 236H71V238H72ZM81 236H80V239H83V240H84L85 238H87L85 235H84L85 238H84V237L81 238ZM100 236H101V235H100ZM100 236H99V237H100ZM103 236H104V232H103V235H102L101 237H103ZM113 236H115V235H113ZM127 236H126V234H125V236H121V237L123 238V237H127ZM135 236H136V234H135ZM135 236L132 235V237L130 236V238H133V237H135ZM139 236H138V237H139ZM141 236H142V235H141ZM143 236H144V235H143ZM143 236L141 237V240L144 239ZM153 236H154V234H153ZM157 236H158V235H157ZM168 236H169V235H168ZM198 236H199V235H198ZM203 236H205V235H203ZM203 236H201V238H203L204 240L206 239V241L204 242V244H205V243H207V238H204ZM225 236H226V234H225ZM249 236H250V235H249ZM249 236H248V237H249ZM10 237H11V236H10ZM14 237H13V238H14ZM24 237H25V236H24ZM35 237H34V238H35ZM60 237H58V238L60 239ZM62 237H63V236H62ZM75 237L78 238L79 236H75ZM75 237H74V238H75ZM91 237H93V236H91ZM91 237H90V238H91ZM99 237H98V238H99ZM101 237H100V238H101ZM144 237H145V236H144ZM149 237H150V236H149ZM155 237H156V236H155ZM159 237H160V236H159ZM161 237H164V235L161 236ZM166 237H167V236H166ZM166 237H164L165 240H166ZM180 237H182V236H180ZM192 237H193V236H192ZM192 237H190L191 239L189 238L188 240H192ZM223 237H224V236H223ZM1 238H2V237H1ZM3 238H4V237H3ZM34 238H32V239L34 240ZM49 238H50V237H48V239H49ZM63 238H64V237H63ZM76 238H75V239H76ZM95 238H96V237H95ZM98 238H97V239H98ZM100 238H99V239H100ZM112 238H113V237H112ZM119 238H120V236H119ZM119 238L115 239L113 243H116L115 241H117ZM122 238H121V239H122ZM130 238H129V236H128V239H130ZM142 238H143V239H142ZM151 238H152V236H151ZM171 238H172V237H171ZM182 238H183V237H182ZM182 238H181V239H182ZM185 238H184V239H185ZM30 239H29V240H30ZM46 239H47V238H46ZM46 239H45V240H46ZM52 239H53V238H52ZM59 239H58L57 243L60 241ZM61 239H62V238H61ZM66 239H67V238H66ZM123 239H124V238H123ZM125 239H126V238H125ZM125 239H124V240H125ZM146 239H147L146 242H148V241H150V240H153V239L156 240L154 237H153L152 239H148L147 237H145L144 240H146ZM203 239H202V240H203ZM213 239H214V236H213ZM215 239H217V237H216ZM221 239H222V238H221ZM11 240H13L12 237H11ZM19 240H20V239H19ZM19 240H18V241H19ZM27 240H28V239H27ZM27 240H26V241L23 240V241L25 242V244L31 242V241H29V240H28V242H27ZM39 240H40V239H39ZM83 240H82V241H83ZM87 240H89V238H88ZM103 240L106 241L105 239L102 238V239H100V241L98 240V241H99V244H98V242H97V244L100 245V243H102ZM133 240H134V239H133ZM133 240H132V242L135 243V241H133ZM154 240H153V241H154ZM178 240H179V239H178ZM186 240H187V239H186ZM186 240H185V241H186ZM188 240H187V241H188ZM195 240L197 241V239H195ZM210 240H211V239H210ZM210 240L208 239V241H210ZM226 240H227V239H226ZM226 240H225V241H226ZM2 241H4V240H2ZM20 241H21V240H20ZM40 241H41V240H40ZM43 241H44V240H43ZM49 241H52V240L50 239V240H48V242H49ZM53 241H54V240H53ZM55 241H56V239H55ZM73 241H74V240H73ZM76 241H77V240H75V242H72V245H74V244L76 243ZM79 241H80V240L78 239L77 242H79ZM89 241H90V240H89ZM89 241H88V242H89ZM101 241H102V242H101ZM112 241H113V240H112ZM112 241H110V243H111L110 245H111V246H108V248H107V246L104 244V242H103V244L105 245V249H107V250H109V251L112 249V252H114V250H116V249H113V248H114V247H113L114 245H113ZM121 241H122V240H121ZM125 241H127V240H125ZM136 241H138V240H136ZM153 241H152V242H153ZM167 241H168V240H167ZM179 241H183V239H182V240H179ZM199 241H200V243H201V240H199ZM218 241H221V240H218ZM223 241H224V240H223ZM232 241H233V240H232ZM6 242H7V240L5 241V244H6ZM10 242L13 243L14 241H10ZM10 242H9V243H10ZM21 242H22V241H21ZM26 242H27V243H26ZM34 242H35V241L31 242V244L34 243ZM46 242H47V240H46ZM65 242H66V241H65ZM65 242H63V243H65ZM83 242H84V241H83ZM95 242H96V241H93V244H94V245H96ZM118 242H119V241H118ZM139 242H140V241H139ZM141 242H142V241H141ZM152 242H151V243H152ZM154 242H155V241H154ZM157 242H160V240H159V241L157 240ZM157 242H156V243H157ZM202 242H203V241H202ZM216 242H217V241H216ZM216 242H215V244H216ZM14 243H16V242H14ZM35 243H36V242H35ZM52 243H53V242H51L50 244H48V243H44V242H43V245H44V244H46V245L48 244V245L51 246ZM59 243H60V242H59ZM73 243H74V244H73ZM79 243L82 245L81 242H79ZM84 243H85V242H84ZM84 243H83V244H84ZM91 243H92V241H91ZM91 243H89V245H90ZM106 243H107V242H106ZM119 243H120V242H119ZM128 243H129V242H128ZM143 243H144V242H143ZM143 243H142V245H143ZM183 243H184V242H183ZM220 243H221V242H220ZM235 243H236V242H235ZM5 244H4V246H3L4 248L7 247V245H8V244H6V245H5ZM16 244H17V243H16ZM23 244H24V243H23ZM29 244H30V243H29ZM41 244H42V243H41ZM60 244H62V243H60ZM60 244H59V245H60ZM80 244H76V245H80ZM86 244H87V242H86ZM107 244L109 245V242H108ZM140 244H141V243H140ZM147 244H148V243H147ZM153 244H154V243H153ZM153 244H152V246H153ZM161 244H162V243H161ZM163 244H164V243H163ZM163 244H162V245H163ZM197 244H198V243H197ZM43 245H42V246H43ZM48 245H47V246H48ZM55 245H56V243H55ZM65 245H66V244H65ZM72 245H71V246H72ZM84 245H85V244H84ZM84 245H83V246H84ZM89 245H88V246H89ZM101 245H102V244H101ZM104 245H102V247H104ZM119 245H120V244H119ZM129 245L131 246L132 244L129 243ZM133 245H137V244H133ZM154 245H156V244H154ZM158 245H159V244H158ZM158 245H156L157 248H158ZM17 246H18V245H17ZM17 246H15V247H17ZM21 246H22V245H21ZM23 246H25V245H23ZM27 246H28V245H27ZM35 246H36V245H35ZM35 246H34V247H35ZM42 246H40V247H42ZM47 246H46V247H47ZM50 246H48V247H50ZM60 246H63V245H60ZM90 246H92L91 249H93V245H90ZM90 246H89V247H90ZM122 246H123V244H122ZM146 246H147V245H146ZM149 246H150V245H149ZM163 246H164V245H163ZM178 246H180V245H178ZM178 246H177V248H178ZM222 246H223V245H222ZM260 246H262V245H260ZM0 247H1V246H0ZM10 247H11V246H10ZM18 247H19V246H18ZM18 247H17V248H18ZM37 247H39V246H37ZM40 247H39V248H40ZM43 247H44V246H43ZM46 247H44V248H46ZM48 247H47V250L50 251V249H51L52 247H54V243H53V245H52L51 248L48 249ZM56 247H57V246H56ZM56 247H55V248H56ZM64 247H65V248H64ZM64 247H63L64 250H65V249L67 250L66 246H64ZM75 247H77V246H74L73 248H75ZM84 247H85V246H84ZM89 247H88V248H89ZM99 247H100V246H99ZM102 247H101V248H102ZM110 247H113V248L110 249ZM115 247H118V244L115 245ZM128 247H129V246H128ZM154 247H155V246H154ZM174 247H175V246H174ZM199 247H200V246H198V248H199ZM202 247H203V246H202ZM218 247H220V246L218 245ZM262 247H263V246H262ZM4 248H3V249H4ZM19 248H20V247H19ZM24 248H25V251L31 253L30 251H28V248H27V247H24ZM32 248H33V247H32ZM32 248H31V249H32ZM35 248H36V247H35ZM44 248L41 249V253H40V254L43 253L42 251H43ZM68 248H69V249L71 248L70 245H69ZM81 248H82V246H81L79 249H81ZM86 248H87V247H86ZM86 248H85V249H86ZM95 248H98V247H95ZM130 248H131V247H129V249H130ZM132 248H135V246L132 247ZM132 248H131V249H132ZM137 248H138V247H136L135 251H137ZM142 248H143V246H142ZM151 248H152V247H151ZM151 248H150V249H151ZM172 248H173V247H172ZM263 248H264V247H263ZM263 248H262V249H263ZM6 249H7V248H6ZM8 249H9V248H8ZM12 249H13V248H12ZM14 249H15V248H14ZM14 249H13V251H14ZM26 249H27V250H26ZM36 249H38V248H36ZM53 249H54V248H53ZM53 249H52V250H53ZM58 249L61 250V252L64 251L63 249H60L59 247L56 248V250H58ZM69 249H68V250H69ZM76 249H77V248H76ZM76 249H73V250H75V251H73L72 249H71V250H72V252H74V253L76 252V254L80 255V254H81L80 251H79V253H80V254H79V253H77ZM102 249H104V248H102ZM105 249L102 250V251H104V252L106 253V250H105ZM122 249H123V248H122ZM122 249H121V251H122ZM140 249H141V247H140ZM152 249L155 251L156 247H155V249H154V248H152ZM158 249H160V248H158ZM219 249H220V248H219ZM222 249H223V248H222ZM247 249H248V248H247ZM262 249H261V250H262ZM15 250H16V249H15ZM29 250H30V249H29ZM52 250H51L50 253H52ZM59 250H58V251H59ZM89 250H90V249H89ZM89 250H88V251H89ZM93 250H94V249H93ZM98 250H99V249H97V251H98ZM146 250H148V249H146ZM160 250H161V249H160ZM162 250H163V249H162ZM167 250H170V249H167ZM171 250H173V249H171ZM256 250H257V252L260 251V249H256ZM256 250H255V251H256ZM5 251H6V250H5ZM7 251H8V250H7ZM10 251H11V250H10ZM16 251H18V253L16 254V255H18V254H19V250H16ZM22 251H23V250H22ZM53 251L55 252V249H54ZM102 251L100 250V252L98 251L97 253L100 254V253H102ZM117 251H119V250H117ZM117 251H116V252H117ZM135 251H134V252H135ZM221 251H222V250H221ZM255 251H254V252H255ZM14 252H15V251H14ZM36 252H38V251H36ZM64 252H65V251H64ZM67 252H68V251H67ZM72 252H70V253L72 254ZM84 252H85V250H84ZM89 252H90V251H89ZM104 252H103V254H104ZM110 252H111V251H110ZM116 252H114L115 255L118 254V253H116ZM138 252H140V250H139ZM150 252H153V251L150 250ZM156 252H158V251H156ZM167 252H168V251H167ZM171 252H173V251H171ZM257 252H256V253H257ZM20 253H21V250H20ZM25 253H26V252H25ZM46 253H47V252H46ZM70 253H69V255H67V254L65 253V254L68 256V258L71 257V256L73 255V254L71 255ZM91 253H94V252H91ZM91 253H90V254H91ZM114 253H113V254H114ZM122 253H123L124 257H125V256H126V254H125L126 251L121 252L119 255H121ZM129 253H131V255H133L131 250H130ZM136 253H137V252H136ZM136 253H135V254H136ZM159 253H163V251H161V252H159ZM169 253H170V252H169ZM206 253H207V251H206ZM210 253H211V252H210ZM217 253H218V252H217ZM239 253H240V252H239ZM246 253H247V252H246ZM262 253H263V250H262V252L259 253V255H261ZM38 254H39V253H37V254L35 253L36 256H37ZM43 254H44V253H43ZM99 254H97V255L99 256ZM103 254H102V256H103ZM135 254H134V255H135ZM148 254H149V253H148ZM157 254H158V253H157ZM185 254H186V253H185ZM185 254H184V255H185ZM211 254H212V253H211ZM240 254H241V253H240ZM243 254H245V253H243ZM9 255H13V254H11V252H10ZM16 255H15V256H16ZM24 255H25V254H24ZM45 255H46V254H45ZM54 255H55V254H54ZM58 255H59V254H58ZM60 255L62 256V254H60ZM66 255H65V259H64L63 257H61V258H62L63 260H65V261L67 260V256H66ZM107 255H108V253H107ZM109 255H110V253H109ZM109 255H108V256H109ZM111 255H112V253H111ZM115 255H112V256H114L113 258H115ZM136 255H137V254H136ZM167 255H169V254H167ZM187 255H188V254H187ZM206 255H207V254H206ZM214 255H215V254H214ZM0 256H1V255H0ZM15 256H14V257H15ZM18 256H19V255H18ZM20 256L22 257V254H20ZM25 256H28V253H27V255H25ZM38 256H39V255H38ZM38 256H37V258L40 257V256H39V257H38ZM73 256H75V254H74ZM73 256H72V257H73ZM76 256H77V255H76ZM88 256H89V254H88ZM91 256H92V255H90V257H91ZM94 256L97 257V256H96V251H95V255H93V257H94ZM100 256H101V255H100ZM102 256H101V257H102ZM116 256H117V255H116ZM160 256L163 257L162 254H160ZM208 256H209V254H208ZM212 256H213V255H212ZM237 256H238V255H237ZM243 256H244V255H243ZM245 256H246V255H245ZM245 256H244V259H245ZM16 257H17V256H16ZM21 257H19L20 260H23L24 257H23L22 259H21ZM29 257H30V256H29ZM44 257H45V256H44ZM46 257H47V256H46ZM46 257H45V258H46ZM54 257H55V256H54ZM56 257H57V256H56ZM59 257H60V256H59ZM72 257H71V260H72ZM84 257H86V256H84ZM90 257H89V258H90ZM95 257H94V258H95ZM109 257H110V256H109ZM120 257H121V256H119V258H120ZM140 257H141V255H140ZM152 257H153V256H152ZM254 257H255V255H254ZM26 258H27V257H26ZM41 258H42V257H41ZM45 258H44V259H45ZM74 258H76V257H74ZM80 258H81V256H80ZM87 258H88V257H86V259H87ZM94 258H93V259H94ZM107 258H108V257H107ZM113 258H112V260L108 259L107 261H106V260H104V261H106L107 263H108L109 260H110V262H113ZM117 258H118V256H117ZM119 258H118V259H119ZM122 258H123V256H122ZM127 258H128V255H127ZM127 258H126V259H127ZM163 258H164V257H163ZM175 258H177V257H175ZM247 258H248V257H247ZM250 258H252V257H250ZM30 259H31V258H30ZM51 259H52V256H51ZM56 259H58V258H56ZM90 259H91V258H90ZM90 259H89L88 261H90ZM96 259H98V258H96ZM124 259H125V258H124ZM124 259H123V261H124ZM15 260H16V259H15ZM25 260H26V259H25ZM25 260L21 261V263L24 262ZM36 260H37V259H36ZM36 260H35V261H36ZM52 260H53V259H52ZM52 260L49 261V262H52ZM54 260H55V258H54ZM54 260H53V261H54ZM71 260H70V261H71ZM75 260L77 261V258L74 259L72 262L74 263ZM79 260H80V259H79ZM98 260L100 261V259H98ZM115 260H117V259L115 258ZM143 260H144V259H143ZM145 260H148V259L145 258ZM250 260H251V259H250ZM16 261H17V262H14V263H19L18 260H16ZM32 261H34V260H32ZM35 261H34V262H35ZM37 261H39V262L42 261V263H43V260H42V259H41V260L38 259ZM46 261H47V260H46ZM59 261H60V262H59ZM59 261H58L59 263L62 262L61 260H59ZM70 261H66V263L68 262V264H69V263H70V264H73V263L70 262ZM85 261H86V260H85ZM132 261H134V260H132ZM150 261H153V259L151 258ZM150 261L147 262V264H150ZM154 261H156V260H154ZM224 261H225V260H224ZM26 262H27V261H26ZM26 262H25V263H26ZM29 262H30V260H29ZM29 262H27V263L29 264ZM39 262H38V263H39ZM49 262H48V263H49ZM55 262H56V261H55ZM55 262H53L52 264H55ZM80 262H84V259H83L82 261H80ZM117 262H119V260H117ZM121 262H122V261H120V264H121ZM126 262L129 264V263H130V260H128V261L126 260ZM134 262H135V261H134ZM134 262H133V264H134ZM136 262H138V261H136ZM136 262H135V263H136ZM141 262H142V261H140V264H141ZM3 263H5V261H4ZM21 263H20V264H21ZM42 263H40V264H42ZM44 263H45V260H44ZM46 263H47V262H46ZM46 263H45V264H46ZM62 263H63V262H62ZM77 263H78V261H77ZM88 263H89V262H88ZM88 263H86V264H88ZM94 263H95V261H94ZM94 263H93V264H94ZM99 263H102V262H99ZM107 263H106V264H107ZM115 263H116V261H115ZM138 263H139V262H138ZM138 263H137V264H138ZM157 263H158V262H157ZM194 263H195V262H194ZM0 264H2V261H1ZM6 264H7V263H6ZM30 264H32V263H30ZM56 264H57V263H56ZM63 264H64V263H63ZM95 264H96V263H95ZM110 264H114V263H110ZM131 264H132V263H131ZM142 264H143V263H142ZM151 264H153V263H151ZM155 264H156V263H155ZM158 264H159V263H158ZM160 264H161V262H160ZM164 264H165V263H164Z\"/></svg>",
    "mask_w": 264,
    "mask_h": 264
}]
</instances>
